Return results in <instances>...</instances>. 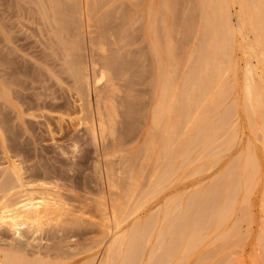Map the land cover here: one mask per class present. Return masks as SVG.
Returning a JSON list of instances; mask_svg holds the SVG:
<instances>
[{
	"label": "rangeland",
	"instance_id": "obj_1",
	"mask_svg": "<svg viewBox=\"0 0 264 264\" xmlns=\"http://www.w3.org/2000/svg\"><path fill=\"white\" fill-rule=\"evenodd\" d=\"M24 1L29 2V3L31 2L29 0H24ZM52 1L53 0H51V1L49 0V2H51V3H52ZM59 1L61 2V4H65V5H63L64 8L68 7V5H70V4L71 5L69 7H71L72 4L75 5L73 7L74 8L76 7L75 8L76 10H74L73 7H72V9L74 11H77L80 15L78 16V14L76 12V16H74L75 12L73 10H71L70 12L67 11V14L71 13V16H70V14H68V15L64 14L65 16L61 15L60 13H58L56 10H53V9L51 12L50 11L51 6H52L51 3H50V6H48L49 2L46 3L47 4L46 5L45 2H43V0H41V4H42V2L44 3V5H41V7H43L44 13H45V15L43 17L45 21L44 20L41 21L42 17H39L40 15L35 17L37 13H34L35 15L33 17V15L32 14L30 15L28 12L24 13L25 10L23 8L20 9L21 8L20 6L18 7V5H17V7H16V3H14V2L10 3L9 2L8 3L9 5H8L6 1L0 0V5H1L0 11L1 12H2L3 7H5L3 9H9L10 5H11L10 11L12 13H13V10L14 11L16 10L15 15L12 14L11 17H10V15L7 16L3 12H2L3 15L0 14V43L2 42L0 44V64H1L0 71L2 73V74H0V77L3 76V78H5V76H6V79H7L6 74L10 71L12 63L14 64V66L15 65L19 66V67L15 66L16 68L14 66H12L18 72L22 71L21 68L24 69V67H22V66H24V64H22V60H21L22 58L19 59L20 56L17 55V52L15 54L14 50H16V49L12 50L13 47H15V48H19V50L17 49L19 52L18 54L19 55L21 54V57L24 56L25 59L27 57L28 58L27 60H29V61H31L30 58L32 59L33 62H37V63H39V61H40V63L42 61H46L47 63L43 62V65H44V63L46 64L43 66V70H44L43 73L45 72V70L47 71V69L52 68L51 69V70H53L52 72H54V73L56 72L55 74L53 73V76L55 75L54 78L55 79L59 78V81H60V83H59V81H56L55 79L53 80V78H52L53 76L51 77L52 79L49 78V79H51V81L48 80L49 81L48 84L46 82V85H44L45 82L43 81L42 90H43V88L46 87L45 88L46 90H44L45 94L49 95L48 92L53 91L52 94L50 93V95H54L56 97V94H57L58 95L57 99H60V101H57L58 103L55 102V104H57L56 106L54 105L53 102L49 103V101L47 100L48 101V102H46L47 104H44L45 108H44L43 104L41 105V103H42L41 100L45 97V94L41 92V90H40L41 87H39L38 90L35 89L36 85L38 87V85L40 86L41 83L35 84V82L38 83V81L36 80L34 82L35 87H34V84H33V87L31 84V83H33L34 79H37L36 77L33 78L32 82H29V84H31L32 88L30 87L31 90H29V92L27 94H29V96H30L31 95L30 92L34 91L36 94L34 99H36V97H38L37 94L41 93V95H43V97L41 96L42 97L41 100L38 101L39 104L36 102V100H38V98L36 100L33 99V96L35 94L32 95V97L28 96L29 99H28L27 104H24L26 102L21 97V100L24 103L20 104L21 100L14 99V101H13L11 99V98H13L12 95L6 93V91H8L9 93L11 92L10 90H8V88H6L7 90L2 89V91L4 90V92L0 91V103H1L0 104V112H1L0 113V264H5V263L7 264V262L10 264L11 263L10 259H16L19 262H20V260H18V259H22L21 262L25 260L26 264H29V263H31V264H40V263L41 264H101L100 262H101V259H103L104 255H105V249L107 248V245L109 244L108 242H110V240L113 238V234L115 232L113 230V229H115L114 225H116L118 223V225L121 227L119 229L120 232L122 230L121 233L127 232L130 234L131 231H133L135 229L136 225H137V227L139 225H142L144 223V221H146L149 218H152V215L154 216L153 218H155V219L158 216V219L160 221L162 218L163 211H165L164 209H166L167 205L168 206L170 205L169 207H172V208L174 207L175 199H176V201H180L182 203L185 201L186 202L189 201L190 203H187L186 205L192 204V205L186 206L183 203V206L185 205L186 206L185 208H187V210H188V213H187L188 217L187 218L189 219V217H190V219H189L190 221H188V222H190L189 225L191 228L193 227V229L197 228L194 230L195 232L199 229V232H197V233H199L198 235H202V236L204 235L203 237H205L207 239V240L204 239V243L206 241L207 244L201 243V244H199L200 246H197V250H195L196 251L195 253H197L198 250L201 251V252L198 251V254H200L199 256H201V257H199L196 254L198 257L197 256L191 257L192 259L191 258L189 259V264H192L194 261H195L194 262L195 264H222V263L225 264V262H227V261H229L228 262L229 264H264V258H262V257H264V254H263L264 253V250H263L264 241L261 240V239L264 240V233L261 234V232L263 231V228H264V197H263L264 196V147L262 146L263 145L262 141L264 138H263V133H261L262 132L261 129H259V128H255V129L251 128L250 129L251 126H250V123L248 122L249 117L247 116L246 112L244 114L245 106L247 104H246V102H244L245 99L242 98V94L240 93L241 88H242L241 82H242L243 70H244V68H246L245 67L246 65H244L245 60L249 59L248 56L254 57L253 54L252 55H251V53L249 54V52H251V51L244 50V52H247V55H245V54H243L244 52H242L244 47H241V45H240V44H242L241 41H239L240 44H236L238 42L235 43V46L238 47V48L235 47L236 51L234 52V55H233V58H234L233 64H235L234 65L235 72L233 70V73H234L235 77H233V74H231V73L227 74V72L225 71V73L228 76L227 77L226 74L224 75L223 79H225V82L223 79H220L218 72H216L217 70H214V67H216L215 66L216 64H214V65H213V63H210V65L208 64V67L210 66V68H208V70L216 72L215 74L213 72H211L213 74L212 76L214 77L215 75H217V77H219V78L217 80H215L216 79V76H215L214 77L215 79L214 78L212 79V81H214V85H213L214 90L213 89L208 90V87L206 88L207 92L211 91V90L213 91V92H211V94L212 95L214 94L213 95L214 97L212 98V95L207 97L209 102L207 100L205 102L206 110L204 111V113L206 114V111L207 112L209 111L206 114V117H209V119L212 117V119H213V120L210 119L209 121H215L217 119V116L218 117H219V115L222 116V114L224 113L225 116H224V118L222 116L220 118V121H223L222 123H224L226 125L229 124V125L225 126L224 124H222L225 126V127L224 126L222 127V129L225 131H223V133L220 135L214 134L213 140L215 137H216V139L213 141V144H211L212 142L210 143V147H208L206 150L204 149L205 151L203 149L199 150L201 148L200 146L202 145V139L201 138H203L200 134L201 133L203 134V131H200L197 133L196 132L197 129H195V128H197L196 125L200 121L199 118H201L202 115H204V114H202V115L198 114L199 117L196 118L197 117L196 113H198L200 111L199 106L202 107L201 104H203L202 103L203 101L200 103V99H201L200 96L201 95L198 91L200 89L201 83H199V85H200L199 89L197 86L198 80H200L202 77V75L199 72L200 71L199 67L201 66L199 63L200 62V59H199L200 53L199 52H200L201 47H198V46H202V43H203L202 38H201L202 29L199 26V25H201V23H199V22H201V18H200V11L198 9L199 4H197L198 3L197 0H175V1L170 0L169 4H171V3L172 4L169 5V10H167V9L164 10L166 7L165 6H164L165 8L161 7L163 5H160V7H159L158 3L160 2L161 4H163L162 0H152V1H154L155 5L153 4V2L151 0H117V1L116 0H112V1L111 0H96V4H97L96 9H94L92 11H91L92 8L90 7L91 5H93L92 0H88V3L91 2L90 4H88L89 6H87V7L91 8L90 11H88L89 16L86 13L87 11H84V12L80 11L79 6L81 7V10H83V8H82L83 0L79 4H78L79 0H77L76 3L72 2L71 0H69V1L68 0L67 1L66 0H57L55 3V0H54L53 4H57ZM65 1L67 2L68 5L66 4ZM152 4L154 5L153 7H155V9L153 7L152 8L155 10L157 15L155 13H153L154 11L151 8ZM14 5H15V7H14ZM45 5L48 6L47 9L48 10L50 9L49 11L45 9L46 8ZM112 5L114 8L112 7ZM170 6H171V8H170ZM13 7H14V9H12ZM147 7H148V9H147ZM15 8H17V9H15ZM77 8H79V9H77ZM18 9L20 10L19 13L22 12L25 14V16H22V13H20L18 15V12H17ZM21 10H24V11H21ZM87 10H89V9H87ZM149 11L154 14L153 17L151 16L152 13H150ZM16 12H17V15H16ZM80 12L83 14H81ZM231 12H232L231 14L235 13L233 7L231 8ZM84 13L86 15H84ZM162 13L163 14L165 13L164 15H167V16H164ZM26 14H27V16H26ZM123 14H124V16H123ZM171 14H172V17H175L174 20L170 18ZM189 14H191V15H189ZM198 14H199V17H198ZM4 15H6V16H4ZM81 15L84 16V17L82 16L84 19H82ZM29 16H32V17H29ZM61 16L66 17V18L69 17V22H70L69 24H71V25L67 24L66 30L58 33L59 27L61 25L60 19L58 17H61ZM154 16H156V17H154ZM25 17H28V18H25ZM165 17H167L168 21ZM194 17H195V19H192ZM77 18H79V19H77ZM152 18H153V20H152ZM184 18H185V20H184ZM137 19H138V21H137ZM154 19L156 20V24L155 25L153 24V25L155 27V30L158 29L156 33H158V32L160 34L162 33V35L159 37L160 41L164 37L165 29L167 27L169 28L170 26H172L169 28V29H171L172 32L171 31H169V32L172 35L171 37L173 40L171 41V46L175 50V54H176L175 60L177 61L176 62L174 60V62L170 63L169 67L167 68L169 70L170 69L173 70V71L172 70L168 71L172 75L170 77V79L172 78L171 82H172V80H173V82L171 83L172 85L169 87V92H168L169 95H167L164 98L165 101H163V103L161 104L162 107H160L166 114L163 112V116H162L163 119L161 118L159 123L158 124L156 123V125L154 124L155 123V121L153 119L154 116H152V115H153L154 111L156 112L159 109L158 106H160V104H159L160 103V97H159L160 95H159V92L157 90L155 91V85L152 82V80H154V76H152L154 74V69H152L153 68V62H152L153 60H152V54H151V50H150L151 48H149V45H150V43L148 41L149 39H147V37H146L147 27H149V26L146 27V25H147V23H149V21L154 23ZM82 20H83V22H82ZM231 20H232L231 25L236 26V22H235L236 18L231 17ZM43 21L47 25H45L43 23ZM90 21H91V23H90ZM126 21H127V23H125ZM187 21L189 24L187 23ZM52 22H54V23H52ZM131 22H132V24H131ZM138 22H140V23H138ZM175 22H176V24H175ZM40 23H42L44 25H42ZM50 23H52V24H50ZM152 23H151V25H152ZM161 23H163L165 26ZM171 23H172V25H171ZM180 23H183V24H180ZM87 24L90 25V27H88ZM99 24H101V25H99ZM49 25L52 27L50 28ZM98 25H99V27H98ZM142 25L145 27H143ZM156 25H157V29H156ZM45 26H48L49 28L48 27L46 28ZM232 26H231V28L234 27V29L232 31H234L236 29V27L235 26L232 27ZM126 27L128 29H126ZM173 27H174V29H173ZM52 28H54V29L51 31ZM183 28H185V29H183ZM188 28H189V30H188ZM131 29H132V31H131ZM161 30H163V31L161 32ZM180 30L182 31L183 35L181 34ZM103 31H104V33H103ZM40 32L43 35H41ZM92 32H94V33L97 32V33L94 34ZM131 32H132V34H131ZM52 33H53V38H51ZM118 33L120 35L124 34L123 35L124 39H122L123 38L122 35H121V37H122L121 38ZM159 33H158V35H159ZM8 34H10V35H8ZM47 34H49V35L47 36ZM54 34L55 35L57 34V35L55 36ZM100 34L103 35V38L101 37L102 42L100 41V37H99ZM104 34H105V36H104ZM112 34L115 35L116 38L113 37ZM28 35H30V36H28ZM72 35L76 39L70 38ZM77 35H78V37H77ZM140 35H142V36H140ZM173 35H174V37H173ZM12 36H15V37H12ZM43 37H44L45 41L43 39H41ZM61 37L63 40L61 39ZM83 37H84L85 41H84V39H82ZM94 37H95V39H94ZM189 37H190L191 41L189 40ZM11 38H13L14 41ZM25 38H27V39H25ZM98 38H99V40H98ZM138 38H139V40H138ZM9 39L12 40L11 41L12 43L10 42ZM71 39L74 40L73 41L74 43L72 42ZM163 39L161 42L164 45L161 42L160 43L162 46L165 47V43H164ZM186 39H188V40H186ZM194 39H195V41H194ZM5 40H7L6 44H8L7 42L9 41V47L5 43H3V42H5ZM32 40H33V42H32ZM113 40H115V41H113ZM43 41H44V43H43ZM56 41H57V43H56ZM60 41H61V44L59 43ZM68 41L70 43H68ZM116 41L119 44H115ZM179 41H181L180 44H179ZM187 41H189V42H187ZM203 41H204V39H203ZM65 42L67 43V45H65L66 44ZM71 42L73 43L74 46H76V48L72 47ZM100 43H102L101 44L102 48L100 47ZM130 43H132V45ZM14 44H16L17 46ZM24 44H25V46H24ZM41 44H43V45H41ZM62 44L64 45V47ZM97 44H99V45H97ZM125 44L126 45L128 44V45L125 46ZM141 44H143L144 46ZM2 45H3V47H2ZM4 45H6L7 47ZM18 45L21 46L22 48H20ZM46 45H48L49 47ZM70 45H71V47H70ZM114 45L115 46L117 45L118 49H116L117 46L115 47ZM54 46L56 48L53 49ZM61 46H62V48H61ZM92 46L95 49L92 48ZM190 46H192V47H190ZM239 46L241 47V49ZM25 47L28 51L25 49ZM103 47H105V48H103ZM129 47H130V49H128ZM68 48H70V49L68 50ZM77 49H78V51H77ZM91 49H92V51H91ZM102 49L105 52L107 51L106 54H105V52L101 53ZM133 49H136V50H133ZM184 49L186 51H184ZM188 49L190 50L189 52H188ZM1 50L3 52H1ZM7 50H9V51H7ZM22 50H25V52ZM43 50L46 52L44 53ZM47 50H49V51H47ZM58 50L60 51V53ZM61 50H63V51H61ZM12 51H13V54H12ZM31 51L36 52L37 54L34 52L33 53L37 57H35V55ZM142 51H143V54L145 53L144 55L142 54ZM26 52L32 54V56L34 55V58L31 57L30 54H26ZM63 52H64V56H63ZM91 52H94V54L93 53L91 54ZM113 52L115 55L120 54V57L122 55V57L120 58L122 60H120V59L119 60L121 61L122 68H125L127 73H128L129 67L131 66L130 70H129L130 73H129V75L128 74L127 75L130 78H132V79L134 78V79L132 81V79H130L128 77V79H130V80L127 79L126 81L125 80H123V81L118 80L117 81L119 83V85H122V86H120L122 88V90L118 93V96H116L115 102H116V106L118 107L119 114L120 113L121 114L119 115L118 118H116L113 129H111V130H114V132H115L114 135H111L110 133H108L107 136L105 137V139L101 140V138H100L99 140H97V142H93L94 140H92V137H90L91 134H90V129H89L90 123H91L90 122L91 120H89V119H91L92 115L88 110L89 109L88 105H87L88 96L87 95L85 96V92H83L84 94L82 93V91H84V90H82L81 88L78 89L77 85H75L76 83L74 82L75 81L73 79L74 77L72 78V70H70L72 68L70 66L72 64L75 65L76 61L77 62L82 61L83 63L89 64L90 61L92 60V56H94L93 59L99 58L102 55H106V56L108 55L107 57L113 58V56H114ZM6 53L8 56L6 55ZM43 53H44V55H43ZM147 53L150 56H148ZM1 54H2V56H1ZM55 55H56V57L54 58L53 56H55ZM181 55H184L185 57L181 56ZM15 56L19 57V58L16 59ZM136 56H138V57H136ZM139 56H140V58H139ZM197 56H198V58H197ZM123 57H125V58L123 59ZM13 58H14V61H12ZM195 58L197 59V61H195L196 60ZM5 59H7V60H5ZM133 59H134V61H133ZM239 59H240V61H239ZM242 59H244V60H242ZM71 60H75V61L73 62ZM86 60L88 62H86ZM126 60L127 61L129 60V61L126 62ZM178 60H179V62H178ZM236 60H238V61H236ZM252 60H253V62H251V64L252 65H253V63L256 64V65H253L254 67H256L257 66L256 60L254 58ZM7 61L8 62L10 61V62L8 63ZM16 61L19 62L20 64L19 63L17 64ZM59 61H60V63H62L61 65H63L62 66L63 68L61 67L60 64H58ZM131 61H133V62H131ZM186 62H188V63H186ZM197 62H198L199 67H197ZM227 62L228 61H226V63L224 62L225 66L230 63V62H228V64H227ZM6 63H8V66L10 68L7 66ZM143 63H144V65H143ZM51 64L53 65V67H50ZM57 64H58V66H57ZM64 64H66V65H64ZM28 65H32V64H28ZM28 65H25V68L26 67L27 68H26V70H24V73H25V71H27L29 73L32 72L31 71L32 66H30L31 68L29 69ZM74 65H72V66H74ZM185 65H187V66H185ZM229 65H230V68L233 67L231 65V63ZM47 66L50 68H47ZM183 66H185V68ZM6 67H8V68H6ZM19 68H20V70H18ZM134 68H136L137 70ZM190 68H192V69H190ZM223 68H224V65H223ZM230 68L228 69V66H227L224 70H227V69L230 70ZM3 69H5V70H3ZM7 69L9 70L8 72H6ZM198 69H199V71H198ZM59 70L61 72L63 70V72L59 73ZM189 70H190V72H189ZM3 71H5L6 74ZM258 71L260 72L259 69L257 70V72ZM192 72H195V73L193 74ZM198 72L200 75L198 74ZM228 72H231V71H228ZM240 72H242V73H240ZM65 73H66V75H65ZM99 73H100V71H98L96 75H98L100 77L101 75H99ZM110 73L108 74V71H105V74L107 77L105 76L102 79L101 85L104 86L106 84L108 78L110 77L109 76ZM142 73H144V74L142 75ZM190 73H191V75H190ZM37 74L38 73H36V75ZM58 74H60L59 77H58ZM192 75L194 78H197L196 79L197 81H194L196 83V85H195L196 87L193 86L194 83L191 81V80H195L193 78L192 79L190 78ZM194 75H197V77H195ZM60 77H62V78L60 79ZM183 77L185 78L184 80L182 79ZM187 77H188V80H187ZM226 77L228 80H226ZM149 78H150V80H148ZM235 78L237 80H235ZM135 80H137V81H135ZM221 80L223 81L222 83L224 84V86L221 85ZM185 81H186V83H185ZM216 81H217V83H216ZM53 82H54V85H53ZM132 82H134V83L132 84ZM219 82H220V85L218 84ZM144 83H145V85H144ZM225 84H227V85H225ZM50 85L52 86L50 88L53 89V87H54V88H56V91H55V89H53L51 91L50 88H49V90H50L49 91L48 87ZM71 85H72V87H71ZM73 86H74V88H73ZM152 86H154V87H152ZM183 86H184V89H183ZM225 86H227L229 89ZM185 87H186V89H192V96L190 94V98H189V100H187V101H189L188 103L190 104V106L192 105L191 111L187 115V121H186V117H185V113H186L185 112V107H186L185 104L187 102V101H185L186 99L184 96ZM190 87H192V88H190ZM193 87H194L195 91L193 90ZM217 87H219V88H217ZM60 88H62V89H60ZM76 88L78 90H76ZM32 89H33V91H32ZM218 89L220 91H222V89H223V91H226V89H227V91H229V92L226 91L225 95H222L223 96L222 98L221 97L216 98V96L218 95V92L220 93V91ZM180 90H181V92H180ZM37 91H39V92L36 93ZM54 91L57 93H55ZM59 91H61V92H59ZM77 91H78V94L79 93H81V94L78 95ZM53 93H55V94H53ZM127 93H128V95H127ZM141 94H142V96H141ZM180 94H182V95H180ZM9 95H11V96H9ZM2 96L4 98L3 100H2ZM78 96H80V97H78ZM196 97H197V99L198 98H200V99H198V101H196L197 100ZM132 98H134V99H132ZM128 99H130V100H128ZM29 100L32 101L33 108L31 106V104L29 103ZM45 100H46V98H45ZM149 100L151 103L149 102ZM16 101H19V102H17L18 105H16V103H15ZM121 101L122 102L124 101L123 103H125V106H122L124 104ZM127 101H129V102L127 103ZM6 103H8V104H6ZM117 103L119 104V106ZM188 103H187V105H188ZM222 103H223V105H222ZM224 103H225V105H224ZM244 103L246 104L245 106H244ZM50 104H52L53 107ZM128 104H129V106H128ZM194 104H195V106H194ZM20 105H21V107H22V105H24V106L26 105L25 107H22L24 109L29 105L27 107L28 111H26L27 109H25L26 112L24 114H21L20 113V109H21ZM169 105L171 106L170 108H169ZM220 105H221V107H220ZM11 106L13 107V109L11 108ZM18 106H19V108H18ZM30 106L32 109H30ZM42 106L46 110H44L42 108ZM152 107H154V108H152ZM163 107L166 108V110L163 109ZM170 109H171V111H169ZM197 109H198V111H197ZM239 109L241 110V112H239L240 111ZM229 110H231V111H229ZM224 111H227L229 114L227 112H224ZM232 111H235V112H232ZM30 115L32 117H29ZM214 115L216 117L215 120L213 117ZM9 116H10V118H9ZM194 116H196V117H194ZM80 117H81V120H80ZM232 118H234V119H232ZM83 120H85L84 123H83ZM230 120H232V123L230 122ZM12 121L14 124L12 123ZM153 121H154V123H153ZM196 122H198V123H196ZM85 123H86V125H85ZM121 124H122V126H121ZM174 124H176L175 125L176 127L173 126V128H172V125H174ZM226 127H227V129H226ZM166 128H167V130H166ZM169 128H170V131H169ZM175 129H176V131H175ZM257 129H258V131H256ZM86 130H87V132H86ZM164 130H166V131H164ZM252 130L256 131L254 136H253L254 132ZM173 131L176 132L175 135H174ZM229 132L231 134H229ZM232 132H234V134H232ZM257 133H258V136H257ZM164 134H166V135L164 136ZM192 135L195 136L196 138L198 135L197 142L200 139L199 140L200 145H198L199 146L198 147L199 153H200V151L203 150L205 153L203 151H202V153L206 154V156L210 157V159H209V157L208 158L206 157V160L209 159V161H210L212 159V161H210L209 164H207V162H209L208 160L207 161L203 160L205 162V164H207L206 166H205V164H204V166L203 165L201 166L203 169L198 168V166L200 167V165L203 164L202 163L203 161H201L200 159H203L205 155L202 154L203 157L200 155L202 158L199 157V159H198L199 153H198L197 147H196L197 144L194 145V147H196V149L193 148L191 153H189V157L187 160V162L189 161V159L191 160V161H189L190 165H191L189 168L185 169L186 167H183V166L181 167L182 163L180 161L175 162L176 156L174 153H176V150H175V152L172 151V150H174L172 148H175V147H173L174 144L176 145L177 143L184 142L185 141L184 139H186V137L190 138ZM199 135L201 136V138H199ZM224 135L226 136L225 138H227L228 141H230V139H232V137H230L231 135L233 137L236 135L234 137L236 139H235V141H233L234 139L232 140L235 143L233 145L234 147L233 148L231 147L230 151L228 150L229 148H227V146L228 145L231 146L233 144L232 141H230L231 144L228 143L226 148H225V146H223L225 148V150H223V152L225 151L226 153L223 154V152L221 151L220 153L225 155V157L222 156L224 158H221L220 156L222 154L218 156L217 152H215V151H217L216 148L218 149L220 147L217 144H220L222 141V138L219 136L223 137ZM166 136L167 137L171 136V138H174V139H171L174 142V144L172 142V148H168V151H167V149H164ZM193 136H192V138H194ZM162 137H164V139ZM219 138L221 139V141ZM225 138H223V141L226 140ZM116 140L118 143L116 142ZM150 140L151 141L154 140L155 144L153 142H151ZM226 141H225V143L227 144L228 141L227 142ZM120 142H122V143H120ZM94 143H96L97 146L94 145ZM150 143L152 144V146ZM194 143H196V142L194 141ZM225 143L222 142V145H224ZM149 144L151 147L148 146ZM248 144H250V145H248ZM108 145L110 146V148ZM158 145L160 148L158 147ZM163 145H164V147H163ZM222 145H221V147H222ZM235 145H236V147H235ZM249 146L250 147L252 146V148H251V149H253L252 152L255 151L257 161H258V165L260 164L259 165L260 169L258 168L259 174H257L258 177L255 178V181L253 183L254 189L253 190L251 189V191H253V193L251 192V194H250L248 192L249 196H248V193L245 195H243V193L240 194V192H241V188H240L239 191L238 190L236 191V193H238V194L235 193L236 195H232V191H233L232 188L239 181V178H236V181L237 180L238 181L235 182V177H238L239 174L236 173L238 176L236 175L234 177V179H233V176H229L230 172L233 171L229 165H233L232 162H234L236 160V158H238V157L240 158V157L248 154L249 152H251L250 150H249V152L247 150L250 148ZM157 147H158V149H157ZM224 148H221V149H224ZM105 149H106V151H105ZM169 149H170V151H169ZM194 150L197 151L196 155H198V156L195 155L197 158L194 156V153H196V152H193ZM227 150H228V152H227ZM165 151H167V152H165ZM207 152L208 153L210 152L212 157L210 156V154L207 155ZM166 153H167V155H166ZM169 155H170V157H169ZM172 155L175 157V159ZM192 157H195L197 159V161L200 160V163H199V161L198 162L194 161L196 159H194ZM234 157H235V159H234ZM191 158L194 160H192ZM213 159L215 161L214 164H213ZM232 159H233V161H232ZM170 160H171V162L173 161L172 162L173 165L175 164L174 167H173V165H172V167L169 166L170 164L167 163ZM229 160L232 161V162L230 161L232 164H230ZM227 162H229V165H227L228 164ZM13 163L15 166H17L16 168H18V170L15 168V166L13 167V165H12ZM193 163H195V164H193ZM210 164H211V166H210ZM212 164L214 165L213 167H212ZM235 164H236V162L234 163V165ZM193 165H195L194 168H192ZM225 165H226V167H225ZM234 165H233L234 171L238 172L235 169ZM176 167L177 168L181 167L178 172H177L178 169ZM172 168L178 174L175 173L174 171H172L171 170ZM196 168H198L197 172H192ZM228 168H229V171L227 170ZM175 169H177V170H175ZM188 169L191 172V174L188 173L189 172ZM8 170L10 173L8 172ZM223 170H225L224 171L225 174L229 173L225 176L228 178L230 177L229 180L234 181L233 185L230 184L232 181H229L224 176V173H222ZM162 171H163V173H162ZM219 171H221L222 174ZM164 172H165L166 177L169 178L168 182L170 180L173 182V184L171 183L172 187L169 189L167 188V186H171L170 183L168 184L167 181L165 180L168 185L165 184L164 179L160 180V177H159L160 175H163ZM10 174H11V176H10ZM8 175H9V177H8ZM221 176L224 177L225 179H227L229 182L228 181L225 182V179H222ZM218 177H220L222 180H224V182L222 181L223 185L222 184L220 185V186H222L221 190L219 189L220 194L217 192H215V193H217L219 195L224 193L222 196L225 195L228 198V200H225V202L223 201L224 204L228 203V205H229V202H231L229 197L231 196V199L233 198L232 196L235 197L233 199H235L234 206H235L236 211L234 210L235 212L233 214V213H230V210H229V212L227 210V213H229L227 215L229 217H227V218L224 217L225 221H227V222H223V224L225 223L224 225H226V226H223V224H222V227L220 226L221 228H219L220 229L219 233L221 232V230L224 227H227V230H225L226 232L230 228L231 229L233 228L232 230L230 229L226 235V237H227L229 234L230 235V237L228 236L229 238H227L226 240H225V237H223L224 239L218 238V240L222 239L224 243L220 240H219V242H217L218 240L216 238L218 237V235H217L218 232L214 234V232H213L214 227L212 226L213 225V223H212L213 222L212 221L213 215L212 214L213 213L215 214L214 211H218V208H215V206H219L221 204L219 202L221 201L222 196L218 199H215V201H214V197H211V198L209 197V199H211V200L213 198L214 202L207 199V197H208L207 196L208 186L210 187V185H213L215 188L216 183H218V182L221 183L220 178H218ZM14 178H16V179H14ZM157 178H159V180L162 182L160 183V181L157 180ZM18 179H20V181ZM109 179H111V180H109ZM218 179H219V181H218ZM153 180L155 182L157 180L158 184L155 185V182ZM110 183H112V184L110 185ZM225 183H227L228 186ZM159 184H160V186H159ZM161 184H163V185L161 186ZM229 184H230V186L232 185V188L229 186ZM116 185H117V187H116ZM159 187H160V190L162 192H160V190L157 189ZM117 188H119V189H117ZM154 188H155L156 194L153 191ZM204 188H205V190H204ZM210 188H209V191L213 190V187L211 189ZM224 188H225L226 193L223 191ZM149 189L151 190V191H149V194L151 193V195H153V196L155 195L154 198H152L153 196L150 197L152 199L149 198V195L147 192ZM112 190L115 192H113ZM157 191H159V193ZM153 192H154V194H152ZM239 194L242 197L244 196V199L248 196L246 198V199H248L246 204H245V200L242 201L243 198L241 196L238 197ZM200 195H201V197H200ZM113 198L115 199V202H114ZM121 198H123V199H121ZM236 198L239 200V202H238L239 204L236 202L237 201ZM110 199L112 200V203H111ZM180 199H183V200H180ZM240 200L242 201L241 204H240ZM122 201H124V202H122ZM216 201H217L218 205H216ZM248 202H249V204H248ZM121 203H123L124 205ZM182 203H179V205ZM208 203H210V204H208ZM102 204L105 207H103ZM119 204L122 206H120ZM177 204H178V202L175 204V208H176L175 212L177 210H178L177 212H182L184 207L182 205H180V208H179V206H177ZM207 204H208V207H207ZM230 204H231L230 207L228 205H226V206L223 205V209L225 207H227V209L231 208V212H232V206H233L232 204L233 203H230ZM247 204H248V207L250 206L249 208L247 207ZM244 205L246 206L245 208H244ZM124 206H125V208H124ZM234 206H233V209H234ZM112 207H113V209H112ZM114 207H116L117 210H115ZM210 207H212L213 209ZM31 208H32V210H31ZM35 208H39L40 211L39 210L38 211L41 213L37 212L38 214L36 215L33 212V214H35V216H34L32 214V212H30V213L27 212V210L33 211V209H35ZM104 208H106V209L108 208L109 211L108 210L106 211ZM245 209H246V212H245ZM112 210H114V211H112ZM209 210H212V213L209 212ZM25 212H27V213L24 214ZM56 212L58 213L57 215L55 214ZM175 212L172 213V215L174 217H175V215H177V213H175ZM174 213H175V215H174ZM209 213L211 214L210 216L212 217V219L209 216ZM28 214H30V215L28 216ZM39 214H42V216H40ZM123 214H124V216H123ZM189 214H190V216H189ZM206 214L208 216H206L205 218L203 217V219H202L201 215L204 216ZM225 214H226V212H225ZM24 215H25V217L23 218L22 216H24ZM193 215H194V217H193ZM31 216H34V217H31ZM121 216L123 218H121ZM118 217L123 219V221L120 219L122 223L120 221L117 222ZM208 217H210V220L207 221ZM191 218L192 219L195 218L194 219L195 221L192 220ZM124 219H126V220H124ZM155 219H153V220L156 223L153 220L152 221H153V223L157 224V226H155V224H154L155 227L152 225V227L156 228V229H154V228H152V229H154V233H155V230H156V233H158L160 231L159 229L161 228L160 227L161 223L159 224V229H157L159 221H158V219L157 220H155ZM200 219L202 220V222H199ZM226 219H228L229 221ZM102 222H103V224H102ZM196 222H198V224ZM204 222H205V224H204ZM119 223H121V224H119ZM206 223L208 225V227L206 226V229L209 230L210 234H211V231L213 232L211 235L208 234L209 233L208 230L207 231L205 230ZM101 224H102V226H101ZM201 224H203L204 226ZM236 224H238V225H236ZM104 225H107L108 229L109 230L111 229L110 230L111 232L106 230L104 228L105 227ZM199 225H201L202 227L200 226L198 228ZM235 225H236V227H235ZM110 226H111V228H110ZM102 227L104 229H102ZM149 227H151V225ZM149 227H148V229H150ZM228 227H229V229H228ZM102 230H106V233L109 232L108 235L105 234V232ZM202 230H204V231H202ZM151 231L152 232H150V230H149L146 234L145 233L144 234L147 235V234L152 233V235H153V230H151ZM214 231H216V230H214ZM103 233L106 235L105 238L108 236L106 239H104ZM156 233L153 236L148 235L149 237L148 236L143 237V234L139 235L140 236L139 238L136 237V239H135L136 241H134V242H136L135 247L137 246L138 250H137V247L135 249V247L133 246L134 242H133V244L131 243L130 245L127 243V247H131L130 250H132V247H133L134 253L130 251L131 254H135L136 250H137V252H139V249H142V248H143V251L146 250L147 247H148L147 250H149L150 246L152 247L151 249H154V251L156 252V250H158L161 247L160 246L161 244L159 245V247H156V246H158V244H156V243L159 242L156 238V236H157ZM215 235H216V238L214 237ZM257 235H258V237H257ZM261 235L263 238L262 237L260 238ZM150 237H151V239H149ZM157 237L161 238V236H157ZM208 237L212 238L213 242L215 241L216 243L214 242L215 244H212L213 242L210 241V244H209L208 243L209 242ZM145 238L149 239V241L147 240V245H146V243H143V242H145ZM162 239H163V237H162ZM162 239H159V240H162ZM231 239H233V240L231 241ZM141 240H142V242H141ZM129 241H131V240H129ZM156 241H158V242H156ZM140 242L142 243V245L145 244L146 247L145 246L144 247L138 246ZM148 242H150V243H148ZM153 242L156 245L155 247H154V244L150 245ZM161 242L162 241H160V243ZM257 242L261 243V244H258ZM219 244H220V247H219ZM207 245H209V246L207 247ZM221 245H223V246H221ZM229 245H231V246H229ZM203 246H205L207 248V249H205L206 251L205 250L202 251L201 247H203ZM140 247H142V248H140ZM144 248H146V249H144ZM215 248H217V249H215ZM125 249L129 250V248H124L123 252L126 251ZM212 249H214L216 251H213ZM128 250L126 251V254L129 253ZM147 250L144 252L142 251L143 254L140 251L139 255H132V257L133 256L134 257L135 256L136 257L141 256V258L143 257L142 259L140 258L141 264H145V263L147 264V261L149 262V259L148 260H144V259H147L146 257H148V254H149L148 252L151 251V250H149V251H147ZM160 251H162V247H161V249L158 250V252H156V254L157 253L159 254ZM155 252H153V253H155ZM259 252H260V254L262 253L261 254L262 257L258 256V255H260ZM162 253H160L159 256H161ZM195 253H194V255H195ZM213 253H215V256L213 255ZM156 254H154V255L156 256ZM231 254L233 257L231 256ZM124 255H125V252H124ZM9 256H12L13 258L10 257V259H9ZM134 257H133V259H134ZM156 257L154 258L155 260H156ZM194 257H195V259L200 258L201 260H199V259L195 260ZM231 257H232V259H231ZM137 259L135 258L134 261H136ZM7 260H9V261H7ZM25 261L22 263L25 264ZM117 261H118V259H117ZM117 261L115 262V264H118L119 261L118 262ZM153 262L154 261L151 260L150 264H154ZM133 264H136V262H134ZM160 264H164L163 261H161Z\"/></svg>",
	"mask_w": 264,
	"mask_h": 264
},
{
	"label": "bare ground",
	"instance_id": "obj_2",
	"mask_svg": "<svg viewBox=\"0 0 264 264\" xmlns=\"http://www.w3.org/2000/svg\"><path fill=\"white\" fill-rule=\"evenodd\" d=\"M3 1V0H2ZM4 1H6L7 2V4L10 2H14V3H16V7H17V5H18V7L20 6L21 8L20 9H24V10H21V11H24V13H29L30 15L32 14L33 15V17H34V13H37L36 14V16L35 17H37L38 15H40L39 17H44V15H45V13H44V9H43V7H41V5H44V3L43 2H45V4L46 3H48L49 2V0L47 1V0H43V2H42V4H41V0H29V1H31L30 3L29 2H26V1H24V0H4ZM51 1V0H50ZM56 1L57 0H55V3H56ZM67 1V0H66ZM65 1V2H66ZM69 1V0H68ZM72 2H75L76 3V1L77 0H71ZM82 0H79L78 1V4L81 2ZM112 1V0H111ZM117 1V0H116ZM152 1V0H151ZM169 1L170 0H162V3L163 4H161L160 2V4L158 3V5H159V7H160V5H163V6H161V7H164L165 9L164 10H169V5H171V4H169ZM175 1V0H174ZM5 2V3H6ZM60 2V1H59ZM57 3V4H53L54 3V0L52 1V3L51 2H49V4H48V6H50V3H51V12H52V9L53 10H56L58 13H60L61 15H66L67 14V11H71V10H73L72 9V7L73 6H75V5H73L72 4V6L71 7H69L70 5H68L67 4V2H66V4L68 5V7H66V8H64L63 7V5H65V4H61V2L60 3ZM99 2V1H98ZM153 2V4H154V1H152ZM197 4H199V11H200V18H201V22H199V23H201V25H199L200 26V28L202 29V36H201V38H202V46H198V47H201L200 48V67L198 66V62H197V67H199V69H200V71H199V69H198V71L200 72V74L202 75V77H201V79L200 80H198V89H199V86H200V89L198 90L199 91V93H200V97H201V99L200 98H198V99H200V103L202 102L203 104H201L202 105V107L201 106H199L200 107V111L198 112V113H196L197 114V117L196 116H194V117H196V118H198L199 116H198V114H204V115H202V117L201 118H199V123L198 122H196V123H198L196 126H197V128H195V129H197L196 130V132L198 133V132H200V131H203V134L201 133L200 135L203 137V138H201V136L199 135V138H201L202 139V145L200 146L201 148L199 149L198 147V145H200L199 144V140H198V142H197V138H198V135H197V138L195 137V136H193L194 138H192V136L190 137V138H188V137H186V139H184L185 141L184 142H180V143H177L176 145L174 144V142L171 140V139H174V138H171V136L170 137H167L166 136V138H165V147H164V145H163V147H164V149H167V151H168V148H172V142H173V144H174V146L173 147H175V148H172V149H174V150H172V151H174L175 152V150H176V153H174L175 154V156H176V159H175V157H174V159L176 160L175 162H177V161H180L182 164H181V167L183 166V167H186L185 169H187V168H189L191 165H190V162L189 161H191L190 159H189V161L187 162V160H188V157H189V153H191V151L193 150V148H195L196 149V147H197V151H198V149L199 150H201V149H207L208 147H210V143L211 144H213V141L216 139V137L214 138V140H213V137H214V134H218V135H220V134H222L223 133V131H225V130H223L222 129V127L225 125V126H227V125H229V124H224V123H222L223 121H220V118L223 116V118H224V116H225V114L223 113L222 114V116H220L219 115V117L217 116V119L215 120V115L213 116L214 117V120L215 121H209L210 119L211 120H213L212 119V117L209 119V117H206V114L209 112H207L206 111V114L204 113V111L206 110V107H205V102H206V100L208 101V99H207V97L208 96H211L212 94H211V92H213L212 90L211 91H208L207 92V87H208V90H210V89H213V85H214V81H212V79L216 76V79L215 80H217L219 77H220V79H223L224 78V75L226 74L225 73V71L227 72V74H233V77H235L234 76V73H233V70H234V72H235V67H234V65L235 64H233V61H234V58H233V55H234V52L236 51V48H238V47H236L235 46V43L236 42H238V43H236V44H240L239 43V41H241V43L242 44H240L241 45V47H244V49H243V51L242 52H244V50H247V51H251V52H249V54L251 53V55L253 54L254 55V57L253 56H251V57H249L248 56V60L246 59L245 60V63H244V65H246L245 67L246 68H244V70H243V75H242V82H241V84H242V88H241V94H242V98H244L245 99V101L244 102H246V104L244 103V106H245V111H244V114H245V112H246V114H247V116L249 117V123H250V129L251 128H253V129H255V128H259V129H261V133H263V138H264V0H197ZM71 3V2H70ZM91 3V2H90ZM90 3H88V0H83V2H82V8H83V10H81V7L79 6V8H80V11L81 12H84V11H87L86 13H87V15H88V11H90V9H91V11L92 10H94V9H96V0H92V4L93 5H91L90 7L91 8H89V7H87V6H89L88 4H90ZM2 4V3H1ZM4 4V3H3ZM118 4V3H117ZM150 4V3H149ZM152 4V6H151V8L155 5H153ZM6 5V4H5ZM9 5V4H8ZM47 5V4H46ZM45 5V6H46ZM108 5V4H107ZM116 5V4H115ZM1 6V5H0ZM3 6V5H2ZM48 6H46V10H48L47 9V7ZM149 6V5H148ZM235 6V7H234ZM11 7V5L9 6V9H3V8H5V7H3L2 8V12L3 13H5L7 16H9L10 15V17H11V15L13 14V15H15V11L13 10V13L10 11V8ZM14 7H15V5H14ZM14 7L12 8V9H14ZM105 7V6H104ZM112 7H113V5H112ZM118 7V6H117ZM158 7V8H159ZM195 7V6H194ZM234 8V11H235V13L234 14H231L232 12H231V8ZM74 8V7H73ZM76 8V7H75ZM74 8V10H76ZM79 8H77V9H79ZM114 8V7H113ZM119 8V7H118ZM117 8V9H118ZM154 9H155V7H153ZM152 8V10L154 11H152L153 13H155L156 14V12H155V10ZM170 8H171V6H170ZM193 8V7H192ZM15 9H17V8H15ZM87 9H89V10H87ZM146 9V8H145ZM147 9H148V7H147ZM197 9V10H198ZM48 10V11H49ZM73 10V11H74ZM19 9H18V15L20 14V13H22V12H20L19 13ZM196 11V10H195ZM1 11H0V14L1 15H3V13H2ZM17 12H16V15H17ZM75 13V15L74 16H76V12L77 11H74ZM80 12V13H81ZM111 12V11H110ZM124 12V11H123ZM150 12V11H149ZM152 12H150V13H152ZM162 12V11H161ZM160 12V13H161ZM24 13H22V16H25V14ZM48 13V12H47ZM46 13V14H47ZM73 13V12H72ZM107 13V12H106ZM117 13V12H116ZM149 13V14H150ZM152 13V17H153V14ZM191 13V12H190ZM59 14V15H60ZM68 14H70V16H71V13H68ZM67 14V15H68ZM77 14H78V16L80 15L78 12H77ZM81 14H83V13H81ZM118 14V13H117ZM159 14V13H158ZM163 14V13H162ZM165 14V13H164ZM163 14V15H164ZM168 14V13H167ZM195 14V13H194ZM6 15H4V16H6ZM42 15V16H41ZM48 15V14H47ZM64 15V16H65ZM84 15H86L85 13H84ZM157 15V14H156ZM160 15V14H159ZM189 15H191V14H189ZM26 16H27V14H26ZM77 16V17H78ZM83 15H81V17H82ZM89 16V15H88ZM87 16V17H88ZM97 16V15H96ZM101 16V15H100ZM117 16V15H116ZM115 16V17H116ZM123 16H124V14H123ZM164 16H167V15H164ZM3 17V16H2ZM29 17H32V16H29ZM46 17V16H45ZM49 17V16H48ZM47 17V18H48ZM84 17V16H83ZM82 17V19H84ZM113 17V16H112ZM154 17H156V16H154ZM170 17V16H169ZM188 17V16H187ZM198 17H199V14H198ZM231 17H235L236 18V26L235 25H233V26H235L236 27V29L234 30V31H232L233 29H234V27L231 25ZM25 18H28V17H25ZM41 18V21L42 20H44V18L42 19ZM59 19H60V23H61V25H60V27H59V32L58 33H60V32H62V31H65L66 30V27H67V24L68 25H71V24H69L70 22H69V17H58ZM71 18V17H70ZM138 18V17H137ZM163 18V17H162ZM166 19H167V17H165ZM171 19H173L174 20V18L175 17H172V14H171V17H170ZM32 19V18H31ZM37 19V18H36ZM58 19V20H59ZM72 19V18H71ZM77 19H79V18H77ZM88 19V18H87ZM117 19V18H116ZM151 19V18H150ZM160 19V18H159ZM178 19V18H177ZM183 19V18H182ZM188 19V18H187ZM192 19H195V17L194 18H192ZM30 20V19H29ZM35 20V19H34ZM91 20V19H90ZM120 20V19H119ZM145 20V19H144ZM148 20V19H147ZM152 20H153V18H152ZM184 20H185V18H184ZM45 21V20H44ZM44 21H43V23H44ZM52 21V20H51ZM99 21V20H98ZM125 21V20H124ZM130 21V20H129ZM137 21H138V19H137ZM136 21V22H137ZM159 21V20H158ZM167 21H168V19H167ZM171 21V20H170ZM176 21V20H175ZM193 21V20H192ZM195 21V20H194ZM199 21V20H198ZM50 22V21H49ZM82 22H83V20H82ZM151 21H149V23H147V25H146V27L147 26H149V27H147V33H146V37H147V39H149L148 41H149V43H150V45H149V48H151L150 50H151V54H152V62H153V68L152 69H154V74L152 75V76H154V80H152V82L154 83V85H155V91L157 90L158 92H159V97H160V106H158L159 107V109L155 112L154 111V113H153V115L152 116H154V121H155V123H154V121H153V123L156 125V123L158 124L159 123V121H160V119L162 118V116H163V110L160 108V107H162V103H163V101H165L164 100V98L167 96V95H169L168 94V92H169V87L172 85L171 83L173 82V80H172V82H171V79H170V77L172 76L171 75V73L170 72H168V71H170V70H172V69H167L168 67H169V64L170 63H172V62H174V60H175V58H176V54H175V50H174V48L171 46V41L173 40L172 39V35L170 34V32L169 31H171V29H169L170 27H172V26H170L169 28L167 27H165L166 29H165V32H164V43H165V47L164 46H162L161 45V41H162V39H161V41H160V36L162 35V33L160 34L159 32V35H158V33H156L157 32V25H156V29L157 30H155V27H154V25L156 24V20L154 19V23H152V25H151V23H150ZM161 22V21H160ZM172 22V21H171ZM179 22V21H178ZM185 22V21H184ZM52 23H54V22H52ZM52 23H50V24H52ZM73 23V22H72ZM90 23H91V21H90ZM108 23V22H107ZM125 23H127V21L125 22ZM138 23H140V22H138ZM170 23V22H169ZM174 23V22H173ZM187 23H188V21H187ZM186 23V24H187ZM193 23V22H192ZM40 24H42V23H40ZM45 24V23H44ZM44 24H42V25H44ZM80 24V23H79ZM97 24V23H96ZM102 24V23H101ZM101 24H99V25H101ZM131 24H132V22H131ZM154 24V25H153ZM161 24H163V23H161ZM167 24V23H166ZM175 24H176V22H175ZM180 24H183V23H180ZM185 24V25H186ZM189 24V23H188ZM45 25H47V24H45ZM75 25V24H74ZM88 25V24H87ZM86 25V26H87ZM99 25H98V27H99ZM126 25V24H125ZM134 25V24H133ZM137 25V24H136ZM164 25V24H163ZM162 25V26H163ZM171 25H172V23H171ZM50 26V25H49ZM84 26V25H83ZM123 26V25H122ZM143 26V25H142ZM141 26V27H142ZM165 26V25H164ZM177 26V25H176ZM190 26V25H189ZM231 26L233 27V28H231ZM46 28L48 27V26H45ZM52 26H50V28H51ZM88 27H90V25H88ZM93 27V26H92ZM97 27V28H98ZM121 27V26H120ZM133 27V26H132ZM143 27H145V26H143ZM180 27V26H179ZM42 28V27H41ZM49 28V27H48ZM79 28V27H78ZM101 28V27H100ZM130 28V27H129ZM161 28V27H160ZM197 28V27H196ZM54 28H52L51 29V31L53 30ZM68 29V28H67ZM77 29V28H76ZM84 29V28H83ZM109 29V28H108ZM120 29V28H119ZM126 29H128L127 27H126ZM144 29V28H143ZM162 29V28H161ZM169 29V30H168ZM173 29H174V27H173ZM181 29V28H180ZM183 29H185V28H183ZM48 30V29H47ZM46 30V31H47ZM89 30V29H88ZM140 30V29H139ZM138 30V31H139ZM188 30H189V28H188ZM34 31V30H33ZM40 31V30H39ZM75 31V30H74ZM105 31V30H104ZM104 31H103V33H104ZM127 31V30H126ZM131 31H132V29H131ZM163 30H161V32H162ZM181 31V30H180ZM179 31V32H180ZM35 32V31H34ZM42 32V31H41ZM41 32H40V34H41ZM68 32V31H67ZM88 32V31H87ZM100 32V31H99ZM107 32V31H106ZM125 32V31H124ZM172 32V31H171ZM44 33V32H43ZM50 33V32H49ZM54 33V32H53ZM53 33H52V37L51 38H53ZM82 33V32H81ZM85 33V32H84ZM83 33V34H84ZM92 33H94V32H92ZM97 33V32H96ZM96 33H94V34H96ZM116 33V32H115ZM120 33V32H119ZM118 33V34H119ZM175 33V32H174ZM186 33V32H185ZM31 34V33H30ZM34 34V33H33ZM63 34V33H62ZM67 34V33H66ZM109 34V33H108ZM117 34V35H118ZM128 34V33H127ZM131 34H132V32H131ZM134 34V33H133ZM181 34L183 35V33H182V31H181ZM189 34V33H188ZM187 34V35H188ZM5 35V34H4ZM8 35H10V34H8ZM7 35V36H8ZM39 35V34H38ZM41 35H43V34H41ZM49 34H47V36H48ZM55 35V34H54ZM57 35V34H56ZM55 35V36H56ZM68 35V34H67ZM91 35V34H90ZM98 35V34H97ZM120 35V34H119ZM118 35V36H119ZM122 35V37H123V35L124 34H121ZM121 35H120V37H121ZM126 35V34H125ZM129 35V34H128ZM176 35V34H175ZM25 36V35H24ZM28 36H30V35H28ZM33 36V35H32ZM54 36V37H55ZM104 36H105V34H104ZM112 36L113 37H115V35H113L112 34ZM111 36V37H112ZM140 36H142V35H140ZM145 36V35H144ZM9 37V36H8ZM12 37H15V36H12ZM39 37V36H38ZM70 37V36H69ZM77 37H78V35H77ZM85 37V36H84ZM84 37L82 38V39H84ZM98 37V36H97ZM99 37H100V41H101V37L103 38V35L102 34H100L99 35ZM121 37V38H122ZM173 37H174V35H173ZM183 37V36H182ZM2 38V37H1ZM6 38V37H5ZM29 38V37H28ZM40 38V37H39ZM38 38V39H39ZM67 38V37H66ZM70 38H73V39H76V38H74L73 37V35L70 37ZM86 38V37H85ZM116 38V37H115ZM114 38V39H115ZM128 38V37H127ZM185 38V37H184ZM195 38V37H194ZM8 39V38H7ZM12 40H13V38H11ZM25 39H27V38H25ZM37 39V38H36ZM41 39H43L44 40V37L43 38H41ZM40 39V40H41ZM55 39V38H54ZM59 39V38H58ZM61 39H62V37H61ZM73 39H71L72 40V42L74 41ZM81 39V38H80ZM81 39V40H82ZM94 39H95V37H94ZM93 39V40H94ZM97 39V38H96ZM107 39V38H106ZM105 39V40H106ZM118 39V38H117ZM122 39H124V37L122 38ZM126 39V38H125ZM200 39V38H199ZM203 39H204V41H203ZM3 40V39H2ZM10 40V39H9ZM12 40H10V42L12 41ZM19 40V39H18ZM29 40V39H28ZM53 40V39H52ZM63 40V39H62ZM70 40V39H69ZM98 40H99V38H98ZM108 40V39H107ZM116 40V39H115ZM115 40H113V41H115ZM119 40V39H118ZM138 40H139V38H138ZM176 40V39H175ZM174 40V41H175ZM186 40H188V39H186ZM189 40H190V37H189ZM6 41L7 40H5V42H3V43H5L6 44ZM14 41V40H13ZM45 41V40H44ZM44 41H43V43H44ZM84 41H85V39H84ZM147 41V42H148ZM191 41V40H190ZM194 41H195V39H194ZM20 42V41H19ZM32 42H33V40H32ZM40 42V41H39ZM55 42V41H54ZM53 42V43H54ZM71 42V43H72ZM102 42V41H101ZM161 42V43H160ZM180 42L181 41H179V44H180ZM187 42H189V41H187ZM186 42V43H187ZM193 42V41H192ZM2 43V42H1ZM0 43V44H1ZM8 44H6V45H8V47H9V41L7 42ZM12 43V42H11ZM15 43V42H14ZM17 43V42H16ZM26 43V42H25ZM49 43V42H48ZM47 43V44H48ZM56 43H57V41H56ZM60 44H61V41L59 42ZM64 43V42H63ZM66 43V42H65ZM68 43H70L69 41H68ZM74 43V42H73ZM73 43H72V47H75L76 48V46H74L73 45ZM79 43V42H78ZM91 43V42H90ZM93 43V42H92ZM99 43V42H98ZM141 43V42H140ZM191 43V42H190ZM21 44V43H20ZM27 44V43H26ZM76 44V43H75ZM101 44L102 43H100V47L102 48V46H101ZM115 44H119V43H117V41L115 42ZM131 45H132V43H130ZM163 44V43H162ZM6 45H4V46H6ZM14 45H16V44H14ZM40 45V44H39ZM41 45H43V44H41ZM53 45V44H52ZM55 45V44H54ZM58 45V44H57ZM63 45V44H62ZM65 45H67V43L65 44ZM97 45H99V44H97ZM96 45V46H97ZM123 45V44H122ZM128 45V44H127ZM126 44H125V46H127ZM138 45V44H137ZM141 45H143V44H141ZM164 45V44H163ZM174 45V44H173ZM177 45V44H176ZM189 45V44H188ZM17 46V45H16ZM19 46V45H18ZM24 46H25V44H24ZM32 46V45H31ZM45 46V45H44ZM46 46H48V45H46ZM94 46V45H93ZM92 46V48H94ZM115 46V45H114ZM117 46V45H116ZM115 46V47H116ZM144 46V45H143ZM2 47H3V45H2ZM1 47V48H2ZM7 47V46H6ZM13 47V46H12ZM11 47V48H12ZM20 48H22L21 46H19ZM49 47V46H48ZM58 47V46H57ZM63 47H64V45H63ZM70 47H71V45H70ZM79 47V46H78ZM99 47V46H98ZM176 47V46H175ZM187 47V46H186ZM190 47H192V46H190ZM236 47V48H235ZM240 47V46H239ZM241 47H240V49H241ZM28 48V47H27ZM51 48V47H50ZM49 48V49H50ZM54 48H56L55 46L53 47V49ZM61 48H62V46H61ZM60 48V49H61ZM96 48V47H95ZM94 48V49H95ZM103 48H105V47H103ZM122 48V47H121ZM147 48V47H146ZM180 48V47H179ZM10 49V48H9ZM14 49H16V50H14ZM19 50V48H15V47H13V49L12 50H14V52H15V54H16V52H17V55L18 56H20V58L19 57H16V59L17 58H19V59H21L22 60V64H24V66H22V67H24V69H22L21 68V72H18L15 68L18 66H14V64L12 63V66H14V67H12L11 66V69H10V71L7 69V71L6 72H8L7 74H6V72L5 71H3V72H5V74L7 75V79H6V76H5V78H3V76L2 77H0V91L1 92H4V90L2 91V89H6V88H8V90H10L11 92L9 93L8 91H6V93H8V94H11L12 95V97L13 98H11L13 101H14V99H17V100H21V97L23 98V100L26 102V103H24V102H22V100L20 101V104L21 103H24V104H27V102H28V96H29V94H27L28 92H29V90H31L30 89V87H31V84H32V87H33V84H34V82L37 80L38 81V83L37 82H35V84H39V83H41L40 84V86L38 85V87H37V85H36V88L35 89H37L38 90V88L39 87H41V92L42 93H44L45 94V91L44 90H46L45 88H43V90H42V83H43V81L45 82V84L44 85H46V82H47V84H48V80H50L51 81V79L53 78V80L55 79L54 77H55V75L53 76V73L54 72H52L53 70H51V69H47V68H50V67H53V65L51 64V66L50 67H48L47 66V71L45 70V72L43 73V66L44 65H46L45 63H47L46 61H42L41 63H40V61H39V63H37V62H33L32 61V59L30 58V60L31 61H29V60H27L28 58L26 57V59L24 58V56H22L21 57V54L19 55L18 53V50ZM25 49H26V47H25ZM44 49V48H43ZM70 48H68V50H69ZM98 49V48H97ZM100 49V48H99ZM108 49V48H107ZM111 49V48H110ZM116 49H118V46H117V48ZM125 49V48H124ZM128 49H130V47L128 48ZM176 49V48H175ZM27 50V49H26ZM46 50V49H45ZM66 50V49H65ZM80 50V49H79ZM109 50V49H108ZM121 50V49H120ZM133 50H136V49H133ZM149 50V51H150ZM196 50V49H195ZM238 50V49H237ZM7 51H9V50H7ZM22 51H24L25 52V50H22ZM28 51V50H27ZM44 51V50H43ZM47 51H49V50H47ZM51 51V50H50ZM53 51V50H52ZM59 51V50H58ZM61 51H63V50H61ZM77 51H78V49H77ZM91 51H92V49H91ZM102 52L101 53H103V52H105L103 49L101 50ZM118 51V50H117ZM147 51V50H146ZM183 51V50H182ZM184 51H186L185 49H184ZM190 50L188 49V52H189ZM240 51V50H239ZM1 52H3L2 50H1ZM32 52V51H31ZM34 52V51H33ZM32 52V53H33ZM46 51H44V53H45ZM54 52V51H53ZM52 52V53H53ZM67 52V51H66ZM71 52V51H70ZM69 52V53H70ZM86 52V51H85ZM107 52V51H106ZM106 52H105V54H106ZM125 52V51H124ZM135 52V51H134ZM187 52V53H188ZM192 52V51H191ZM238 52V51H237ZM8 53V52H7ZM7 53H6V55H7ZM34 53H36V52H34ZM33 53V54H34ZM44 53H43V55H44ZM49 53V52H48ZM47 53V54H48ZM58 53V52H57ZM59 53H60V51H59ZM94 54V52H91V54ZM116 53V52H115ZM122 53V52H121ZM179 53V52H178ZM183 53V52H182ZM12 54H13V51H12ZM25 54V53H24ZM26 54H30V53H28V52H26ZM37 54V53H36ZM39 54V53H38ZM50 54V53H49ZM113 54H114V52H113ZM118 54V53H117ZM131 54V53H130ZM142 54H143V51H142ZM145 54V53H144ZM143 54V55H144ZM150 54V53H149ZM193 54V53H192ZM198 54V53H197ZM196 54V55H197ZM243 54H245V55H247V52H244ZM5 55V56H6ZM35 55V54H34ZM34 55L32 56V54H30V56L31 57H33L34 58ZM46 55V54H45ZM85 55V54H84ZM140 55V54H139ZM147 55H148V53H147ZM1 56H2V54H1ZM8 56V55H7ZM14 56V55H13ZM51 56V55H50ZM59 56V55H58ZM61 56V55H60ZM63 56H64V52H63ZM74 56V55H73ZM96 56V55H95ZM101 56V55H100ZM108 56V55H107ZM106 55H102L101 57H99V58H94L93 59V57L94 56H92V60L90 61V63L88 64H86V63H83L82 61H76L75 62V65L74 64H72V65H74V66H70L72 69H70V70H72V78L75 80H73L76 84L75 85H77V87H78V89L79 88H81L82 90H84V91H82V93L83 92H85V96L87 95L88 96V103H87V105H88V110H89V112L91 113V119H89V120H91L90 122V137H92V140H94L93 142H97V140H99L100 138H101V140L102 139H105V137L107 136V134L108 133H110L111 135H114V130H111V129H113V126H114V123H115V120H116V118H118L119 117V115L121 114H119V110H118V107L116 106V96H118V93L122 90V88L120 87V86H122V85H119V83L117 82L118 80H121V81H123V80H127L128 79V75H129V73H130V67H129V70H128V73H127V71L125 70V68H122V66H121V61L120 60H122V59H120L121 57H122V55H121V57H120V54H118V55H115L114 54V56H113V58H109V57H107ZM110 56V55H109ZM148 56H150V55H148ZM181 56H184V55H181ZM188 56V55H187ZM238 56V55H237ZM242 56V55H241ZM10 57V56H9ZM35 57H37L36 55H35ZM40 57V56H39ZM38 57V58H39ZM43 57V56H42ZM48 57V56H47ZM54 58L56 57V55L55 56H53ZM69 57V56H68ZM82 57V56H81ZM91 57V56H90ZM136 57H138V56H136ZM144 57V56H143ZM142 57V58H143ZM185 57V56H184ZM192 57V56H191ZM240 57V56H239ZM256 60V63H257V66L256 67H254L253 65H256V64H254L253 63V65L251 64V62H253V58ZM59 58V57H58ZM125 57H123V59H124ZM139 58H140V56H139ZM141 58V59H142ZM146 58V57H145ZM189 58V57H188ZM197 58H198V56H197ZM18 59V60H19ZM37 59V58H36ZM44 59V58H43ZM49 59V58H48ZM57 59V58H56ZM55 59V60H56ZM65 59V58H64ZM79 59V58H78ZM120 59V60H119ZM135 59V58H134ZM134 59H133V61H134ZM196 59V58H195ZM241 59V58H240ZM240 59H239V61H240ZM4 60V59H3ZM5 60H7V59H5ZM12 60V59H11ZM25 60V61H24ZM39 60V59H38ZM54 60V61H55ZM58 60V59H57ZM145 60V59H144ZM143 60V61H144ZM242 60H244V59H242ZM252 60V61H251ZM12 61H14V58H13V60ZM20 61V60H19ZM71 61H75V60H71ZM70 61V62H71ZM129 61V60H128ZM127 60H126V62H128ZM133 61H131V62H133ZM176 61V60H175ZM184 61V60H183ZM186 61V60H185ZM195 61H197V59L195 60ZM226 61H228V62H230L231 63V65L233 66H231L232 68H230V63L228 64V62H227V64L228 65H226L225 66V64H224V62L226 63ZM236 61H238V60H236ZM8 62V61H7ZM10 62V61H9ZM8 62V63H9ZM17 62V61H16ZM25 62V63H24ZM43 62H45L44 63V65H43ZM57 62V61H56ZM65 62V61H64ZM67 62V61H66ZM86 62H88L87 60H86ZM177 62V61H176ZM178 62H179V60H178ZM4 63V62H3ZM8 63H6L7 64V66H8ZM19 62H17V64H18ZM186 63H188V62H186ZM196 63V62H195ZM210 63H213V65L214 64H216L215 66L216 67H214V70H217L216 72H218V74H219V77H217V75H215L214 77L212 76L213 74L211 73V72H213V71H209L208 70V68H210V66L208 67V64L210 65ZM235 63V62H234ZM16 64V63H15ZM20 64V63H19ZM28 64H32V65H28ZM58 64H62V63H60V61H59V63ZM58 64H57V66H58ZM128 64V63H127ZM130 64V63H129ZM133 64V63H132ZM137 64V63H136ZM151 64V63H150ZM178 64V63H177ZM185 64V63H184ZM193 64V63H192ZM3 65V64H2ZM11 65V64H10ZM25 65H28L29 66V69L31 68L30 66H32V72L31 73H29V72H27V71H25V73H24V70H26V68H25ZM64 65H66V64H64ZM143 65H144V63H143ZM148 65V64H147ZM179 65V64H178ZM223 65H224V68H223ZM20 66V67H21ZM63 65H61V67H62ZM137 66V65H136ZM135 66V67H136ZM149 66V65H148ZM171 66V65H170ZM185 66H187V65H185ZM185 66H183L184 68H185ZM191 66V65H190ZM228 66V69L230 68V70H228V71H231V72H228L227 70H224L226 67ZM0 67H1V64H0ZM5 67V66H4ZM3 67V68H4ZM9 67V66H8ZM8 67H6V68H8ZM19 67V66H18ZM55 67V66H54ZM68 67V66H67ZM125 67V66H124ZM152 67V66H151ZM173 67V66H172ZM189 67V66H188ZM196 67V68H197ZM10 68V67H9ZM63 68V67H62ZM127 68V67H126ZM147 68V67H146ZM216 68V69H215ZM45 69V68H44ZM134 69H136V68H134ZM190 69H192V68H190ZM232 69V70H231ZM241 69V68H240ZM260 70V72L258 71L257 72V70ZM3 70H5V69H3ZM18 70H20V68L18 69ZM28 70V69H27ZM61 70V69H60ZM59 70V73L61 72ZM69 70V71H70ZM137 70V69H136ZM195 70V69H194ZM29 71V70H28ZM55 71V70H54ZM98 71H100V73H99V75H101L100 77L98 76V75H96L97 74V72ZM105 71H108V74L110 73V77L108 78V80H107V82H106V84L103 86V85H101V81H102V79L106 76V74H105ZM132 71V70H131ZM173 71V70H172ZM184 71V70H183ZM187 71V70H186ZM62 72H63V70H62ZM61 72V73H62ZM147 72V71H146ZM145 72V73H146ZM189 72H190V70H189ZM196 72V71H195ZM195 72H192L193 74L195 73ZM199 72H198V74H199ZM216 72H213L214 74L216 73ZM237 72V71H236ZM36 73H38L37 75H36ZM56 73V72H55ZM54 73V74H55ZM58 73V72H57ZM170 73V74H169ZM184 73V72H183ZM197 73V72H196ZM240 73H242V72H240ZM0 74H2L1 73V71H0ZM64 74V73H63ZM128 74V75H127ZM144 73H142V75H143ZM173 74V73H172ZM199 74V75H200ZM227 74H226V76H227ZM22 75V76H21ZM59 75L60 74H58V77H59ZM65 75H66V73H65ZM64 75V76H65ZM140 75V74H139ZM183 75V74H182ZM190 75H191V73H190ZM53 76V77H52ZM99 78H98V77ZM131 76V75H130ZM151 76V77H152ZM187 76V75H186ZM195 77H197V75H194ZM23 77V78H22ZM34 77H36L37 79H34V81H33V78ZM52 77V78H51ZM68 77V76H67ZM107 77V76H106ZM136 77V76H135ZM139 77V76H138ZM144 77V76H143ZM185 77V76H184ZM182 78L183 80L185 79V78ZM228 77V76H227ZM227 77H226V80H228L227 79ZM49 78H51V79H49ZM57 78V77H56ZM62 77H60V79H61ZM69 78V77H68ZM130 78V77H129ZM146 78V77H145ZM193 78V79H195V80H191V79ZM189 79L194 83L193 84V86L194 87H196L195 85H196V83L194 82V81H197L196 79L197 78H194L193 77V75L190 77ZM199 78V77H198ZM66 79V78H65ZM70 79V78H69ZM130 79H132V78H130ZM130 79H128V80H130ZM134 79V78H133ZM133 79H132V81H133ZM147 79V78H146ZM56 81H59V78L58 79H55ZM148 80H150V78L148 79ZM187 80H188V77H187ZM224 80V82H225V79H223ZM235 80H237L236 78H235ZM33 81V83H31V84H29V82H32ZM62 81V80H61ZM135 81H137V80H135ZM200 81V82H199ZM219 81V80H218ZM55 82V81H54ZM54 82H53V85H54ZM120 82V81H119ZM128 82V81H127ZM223 81L221 80V85H223L224 86V84L222 83ZM227 82V81H226ZM51 83V82H50ZM56 83V82H55ZM59 83H60V81H59ZM58 83V84H59ZM134 82H132V84H133ZM146 83V82H145ZM145 83H144V85H145ZM185 83H186V81H185ZM199 83H201L200 85H199ZM216 83H217V81H216ZM215 83V84H216ZM35 84H34V87H35ZM123 84V83H122ZM150 84V83H149ZM188 84V83H187ZM190 84V83H189ZM219 85H220V82L218 83ZM30 85V86H29ZM60 85V84H59ZM102 87H101V86ZM185 85V84H184ZM192 85V84H191ZM225 85H227V84H225ZM57 86V85H56ZM133 86V85H132ZM142 86V85H141ZM217 86V85H216ZM239 86V85H238ZM31 87V88H32ZM50 87H52L51 85L48 87V90H49V88ZM71 87H72V85H71ZM152 87H154V86H152ZM187 87V86H186ZM186 87H185V92H184V96H185V101H187V100H189V98H190V94H191V96H192V89H186ZM194 87H193V90H194ZM220 87V86H219ZM219 87H217V88H219ZM222 87V86H221ZM225 87H227V86H225ZM73 88H74V86H73ZM190 88H192V87H190ZM224 88V87H223ZM228 88V87H227ZM34 89V88H33ZM33 89H32V91H33ZM34 89V90H35ZM51 89V88H50ZM53 89H55V91H56V88H54L53 87ZM53 89H51V91L53 90ZM60 89H62V88H60ZM77 88H76V90H78ZM125 89V88H124ZM175 89V88H174ZM173 89V90H174ZM183 89H184V86H183ZM229 89V88H228ZM39 90V91H40ZM74 90V89H73ZM172 90V91H173ZM214 90V89H213ZM216 90V89H215ZM219 90V89H218ZM225 90V89H224ZM36 91V90H35ZM39 91H37L36 93H38ZM50 91V90H49ZM54 91V92H55ZM150 91V90H149ZM195 91V90H194ZM220 91V90H219ZM226 91H227V89H226ZM226 91H223V89H222V91H220V93L218 92V95L216 96V98L218 97V98H222L223 96L222 95H225V92ZM34 92V91H33ZM33 92H30V96L32 97V95H34L35 94V92L33 93ZM53 92V91H52ZM52 92H48V94L49 95H47V94H45V97L41 100V98L43 97V95H41V93L40 94H37V96L38 97H36V99L38 98V100H36V99H34V97L36 96V94L33 96V99L34 100H36V102L38 103V101H40L41 100V105L43 104V106H44V104H47L46 102H48L49 101V103H51V102H53L54 103V105L56 106L57 104H55V102L56 103H58L57 101H60V99H57V97H58V95L56 94V97L54 96V95H50V93L52 94ZM59 92H61V91H59ZM131 92V91H130ZM147 92V91H146ZM180 92H181V90H180ZM183 92V91H182ZM227 92H229V91H227ZM47 93V92H46ZM55 93H57V92H55ZM55 93H53V94H55ZM179 93V92H178ZM196 93V92H195ZM216 93V92H215ZM77 94H78V91H77ZM79 94H81V93H79ZM78 94V95H79ZM84 94V93H83ZM154 94V93H153ZM229 94V93H228ZM240 94V95H241ZM11 95H9V96H11ZM63 95V94H62ZM127 95H128V93H127ZM130 95V94H129ZM147 95V94H146ZM155 95V94H154ZM158 95V94H157ZM179 95V94H178ZM180 95H182V94H180ZM214 95V94H213ZM212 95V98L214 97ZM29 96V97H30ZM42 96V97H41ZM93 98H92V97ZM141 96H142V94H141ZM148 96V95H147ZM5 97V96H4ZM64 97V96H63ZM78 97H80V96H78ZM82 97V96H81ZM170 97V96H169ZM182 97V96H181ZM195 97V96H194ZM227 97V96H226ZM45 98H46V100H45ZM83 98V97H82ZM130 98V97H129ZM211 98V99H212ZM4 98H3V96H2V100H3ZM31 99V98H30ZM81 99V98H80ZM132 99H134V98H132ZM137 99V98H136ZM159 99V98H158ZM169 99V98H168ZM196 99H197V97H196ZM198 99L196 100V101H198ZM210 99V98H209ZM48 100V101H47ZM62 100V99H61ZM122 100V99H121ZM128 100H130V99H128ZM5 101V100H4ZM31 100H29V103L31 104V106H32V108H33V105H32V101L30 102ZM195 101V102H196ZM17 102H19V101H16L15 103H16V105H18L17 104ZM62 102V101H61ZM120 102V101H119ZM122 102V101H121ZM124 102V101H123ZM122 102V103H123ZM126 102V101H125ZM129 101H127V103H128ZM149 102H150V100H149ZM189 101H187L186 102V104H185V117H186V121H187V115H188V113L191 111V106H190V104L188 103ZM191 102V101H190ZM209 102V101H208ZM221 102V101H220ZM3 103V102H2ZM36 103V104H37ZM48 103V104H49ZM52 103V104H53ZM137 103V102H136ZM151 103V102H150ZM149 103V104H150ZM165 103V102H164ZM187 103H188V105H187ZM197 103V102H196ZM211 103V102H210ZM1 104V103H0ZM6 104H8V103H6ZM5 104V105H6ZM29 104V105H30ZM34 104V103H33ZM39 104V103H38ZM52 104H50L52 107H53V105ZM118 104V103H117ZM124 105H122V106H125V103H123ZM134 104V103H133ZM156 104V103H155ZM166 104V103H165ZM198 104V103H197ZM208 104V103H207ZM221 104V103H220ZM4 105V106H5ZM28 105V106H29ZM151 105V104H150ZM158 105V104H157ZM200 105V104H199ZM215 105V104H214ZM213 105V106H214ZM222 105H223V103H222ZM224 105H225V103H224ZM9 106V105H8ZM26 106V105H25ZM24 105H22V107H25ZM27 106V107H28ZM31 106H30V109H32L31 108ZM43 106H42V108H43ZM59 106V105H58ZM118 106H119V104H118ZM128 106H129V104H128ZM141 106V105H140ZM194 106H195V104H194ZM20 107H21V105H20ZM21 107V109H20V113L21 114H24L26 111H28V109H27V107L25 108V109H27L26 111H25V109L24 108H22ZM36 107V106H35ZM131 107V106H130ZM157 107V108H158ZM165 107V106H164ZM163 107V109H165L166 110V108H164ZM171 106L169 105V108H170ZM220 107H221V105H220ZM219 107V108H220ZM228 107V106H227ZM4 108V107H3ZM11 108L13 109V107L11 106ZM18 108H19V106H18ZM44 108H45V106H44ZM43 108V109H44ZM55 108V107H54ZM83 108V107H82ZM86 108V107H85ZM152 108H154V107H152ZM194 108V107H193ZM224 108V107H223ZM229 108V107H228ZM132 109V108H131ZM143 109V108H142ZM222 109V108H221ZM235 109V108H234ZM243 109V108H242ZM44 110H46V109H44ZM122 110V109H121ZM153 110V109H152ZM155 110V109H154ZM194 110V109H193ZM192 110V111H193ZM217 110V109H216ZM228 110V109H227ZM240 110V109H239ZM6 111V110H5ZM10 111V110H9ZM17 111V110H16ZM169 111H171V109L169 110ZM168 111V112H169ZM197 111H198V109H197ZM229 111H231V110H229ZM236 111V110H235ZM235 111H232V112H235ZM43 112V111H42ZM201 112V113H200ZM211 112V111H210ZM216 112V111H215ZM224 112H227V111H224ZM239 112H241V110L239 111ZM238 112V113H239ZM1 113V112H0ZM5 113V112H4ZM17 113V112H16ZM139 113V112H138ZM165 113V112H164ZM194 113V112H193ZM228 113V112H227ZM226 113V114H227ZM237 113V112H236ZM11 114V113H10ZM133 114V113H132ZM166 114V113H165ZM191 114V113H190ZM229 114V113H228ZM227 114V115H228ZM16 115V114H15ZM28 115V114H27ZM32 115V114H31ZM29 116V117H32V116ZM89 115V114H88ZM200 115V116H201ZM232 115V114H231ZM42 116V115H41ZM209 116V115H208ZM233 116V115H232ZM129 117V116H128ZM135 117V116H134ZM166 117V116H165ZM247 117V118H248ZM9 118H10V116H9ZM189 118V117H188ZM230 118V117H229ZM245 118V117H244ZM86 119V118H85ZM163 119V118H162ZM190 119V118H189ZM193 119V118H192ZM227 119V118H226ZM225 119V120H226ZM232 119H234V118H232ZM246 119V118H245ZM32 120V119H31ZM80 120H81V117H80ZM3 121V120H2ZM1 121V122H2ZM16 121V120H15ZM79 121V120H78ZM84 121L85 120H83V123H84ZM121 121V120H120ZM193 121V120H192ZM196 121V120H195ZM229 121V120H228ZM225 122V121H224ZM230 122L232 123V120H230ZM3 123V122H2ZM12 123H13V121H12ZM82 123V124H83ZM87 123V122H86ZM86 123H85V125H86ZM89 123V122H88ZM171 123V122H170ZM188 123V122H187ZM14 124V123H13ZM19 124V123H18ZM135 124V123H134ZM172 124V123H171ZM190 124V123H189ZM188 124V125H189ZM222 124H224V125H222ZM20 125V124H19ZM79 125V124H78ZM109 125V126H108ZM111 125V126H110ZM176 124H174V125H172V128H173V126H175ZM178 125V124H177ZM81 126V125H80ZM121 126H122V124H121ZM167 126V125H166ZM195 126V125H194ZM224 126V127H225ZM20 127V126H19ZM176 127V126H175ZM30 128V127H29ZM85 128V127H84ZM171 128V127H170ZM170 128H169V131H170ZM179 128V127H178ZM190 128V127H189ZM232 128V127H231ZM86 129V128H85ZM131 129V128H130ZM226 129H227V127H226ZM229 129V128H228ZM81 130V129H80ZM166 130H167V128H166ZM166 130H164V131H166ZM230 130V129H229ZM228 130V131H229ZM163 131V130H162ZM175 131H176V129H175ZM221 131V132H220ZM253 131V130H252ZM256 131H258V129L256 130ZM256 131H253L254 132V134H253V136L255 135V132ZM86 132H87V130H86ZM128 132V131H127ZM172 132V131H171ZM174 132V131H173ZM238 132V131H237ZM169 133V132H168ZM225 133V132H224ZM118 134V133H117ZM155 134V133H154ZM172 134V133H171ZM176 134V132H174V135ZM196 134V133H195ZM194 134V135H195ZM229 134H231L230 132H229ZM228 134V135H229ZM232 134H234V132H232ZM86 135V134H85ZM84 135V136H85ZM130 135V134H129ZM166 134H164V136H165ZM227 135V134H226ZM123 136V135H122ZM121 136V137H122ZM131 136V135H130ZM157 136V135H156ZM173 136V135H172ZM190 136V135H189ZM236 136V135H235ZM234 136V137H235ZM238 136V135H237ZM257 136H258V133H257ZM110 137V136H109ZM117 137V136H116ZM175 137V136H174ZM218 137V136H217ZM219 137H221L222 138V141H221V139H220V141H221V145H222V142L223 143H225V141L227 140L228 141V139L227 138H225L226 136L224 135L223 137L222 136H219ZM230 137H232V139H230V141H232L233 139V141H235V139L236 138H234L232 135L230 136ZM118 138V137H117ZM163 139H164V137H162ZM223 138H225L224 140L225 141H223ZM258 138V137H257ZM111 139V138H110ZM114 139V138H113ZM238 139V138H237ZM260 139V138H259ZM177 140V139H176ZM239 140V139H238ZM261 140V139H260ZM77 141V140H76ZM79 141V140H78ZM151 141V140H150ZM149 141V142H150ZM194 141L196 142V143H194ZM219 141V142H220ZM226 141V142H227ZM230 141H228L227 142V144L225 145H222V147H221V145L220 144H217L218 146H220L218 149L216 148V150L217 151H215V152H217V155L219 156V155H221L222 153H220L221 151L223 152V150H225V148H226V146L228 145V143H230L231 144V142ZM232 141V145L230 146V145H228L227 146V148H229L228 150L230 151V149H231V147L233 148L234 146V143L235 142H233ZM262 141V140H261ZM116 142H117V140H116ZM144 142V141H143ZM151 142H153L154 143V140H152ZM163 142V141H162ZM218 142V143H219ZM263 147H264V139H263ZM86 143V142H85ZM104 143V142H103ZM110 143V142H109ZM118 143V142H117ZM120 143H122V142H120ZM119 143V144H120ZM124 143V142H123ZM98 144V143H97ZM116 144V143H115ZM151 144V143H150ZM150 144L148 145V146H150ZM155 144V143H154ZM195 144H197L196 145V147H194V145ZM94 145H96V143H94ZM216 145V146H217ZM248 145H250V144H248ZM247 145V146H248ZM97 146V145H96ZM109 146V145H108ZM112 146V145H111ZM144 146V145H143ZM151 146H152V144H151ZM150 146V147H151ZM212 146V145H211ZM215 146V145H214ZM223 146H225V148L223 147ZM106 147V146H105ZM147 147V146H146ZM145 147V148H146ZM158 147H159V145H158ZM158 147H157V149H158ZM235 147H236V145H235ZM250 147V146H249ZM108 148V147H107ZM106 148V149H107ZM109 148H110V146H109ZM148 148V147H147ZM160 148V147H159ZM162 148V147H161ZM221 148H224V149H221ZM252 148V146L249 148V149H247L248 150V152H249V150L251 151V152H249L248 154H246V155H244V156H242V157H238V158H236V160L234 161V162H232L233 161V159H232V161L231 160H229V162L231 161L232 163H233V165H234V163L236 162V164L234 165V167H235V169L238 171V172H235L234 171V168H233V165H229V162H227L228 164L227 165H229L231 168H232V170L233 171H231L230 172V175L229 176H233V179H234V177L237 175L236 173H238L239 174V176L238 177H235V182H237L236 181V178H239V181H238V183H236L235 185H234V187L232 188V185H233V182L234 181H232V180H229L230 179V177L228 178V177H226L225 175H227V174H229V173H227V174H225V170H223L222 171V173H224V176L229 180V181H232L230 184H232L231 186H230V184H229V186L232 188V195H236V194H238V193H236V191L238 190L239 191V189L241 188V192H240V194L241 193H243V195H245V194H247L248 192L251 194V192L253 193V191H251V189L253 190L254 189V187H253V183H254V181H255V178L256 177H258V175L257 174H259L258 173V168H259V165H258V161H257V157H256V154H255V151L254 152H252L253 151V149H251ZM106 149H105V151H106ZM115 150V149H114ZM160 150V149H159ZM202 150V151H203ZM204 150V151H205ZM228 150H227V152H228ZM148 151V150H147ZM167 151H165V152H167ZM169 151H170V149H169ZM197 151H193V152H196V153H194V156L197 154ZM202 151H200V153H199V151H198V153H199V156L198 155H196V156H198V159H199V157H201L202 156ZM203 151V152H204ZM244 151V150H243ZM205 153V152H204ZM226 152L224 151L223 152V154H225ZM150 154V153H149ZM163 154V153H162ZM169 154V153H168ZM171 154V153H170ZM177 154V155H176ZM193 154V153H192ZM210 154V152L208 153L207 152V155H209ZM213 154V153H212ZM221 155L220 157L221 158H224L225 157V155ZM106 155V154H105ZM108 155V154H107ZM166 155H167V153H166ZM201 155V156H200ZM203 155H205L204 156V158L203 159H200L201 161H203V160H206V157L208 158L209 156H206V154H203ZM195 156V157H196ZM210 156H211V154H210ZM222 156H224V157H222ZM169 157H170V155H169ZM195 157H192V158H194V159H196ZM203 157V156H202ZM201 157V158H202ZM212 157V156H211ZM219 157V158H220ZM75 158V157H74ZM73 158V159H74ZM167 158V157H166ZM191 158V159H192ZM148 159V158H147ZM171 159V158H170ZM194 159H192V160H194ZM209 159H210V157H209ZM209 159H207L208 161H209ZM234 159H235V157H234ZM167 160V159H166ZM200 160H198L199 161V163H200ZM206 160V161H207ZM220 160V159H219ZM222 160V159H221ZM186 161V162H185ZM194 161H196V162H198L197 161V159L196 160H194ZM210 161H212V159L210 160ZM210 161L209 162H207V164H209L210 163ZM166 162V161H165ZM171 162V160L169 161V162H167V163H169L168 165L169 166H171L172 167V162ZM230 162V164H232ZM203 164H201L200 165V167L198 166V168H201V169H203L201 166L203 165L204 166V164H205V162L203 161L202 162ZM212 163V162H211ZM215 163V161H214V159H213V164ZM184 164V165H183ZM193 164H195V163H193ZM207 164H205V166L207 165ZM212 164V167L214 166ZM13 165V167L15 166L14 165V163L12 164ZM175 165V164H174ZM174 165H173V167H174ZM177 165V164H176ZM199 165V164H198ZM194 166L195 165H193V167L192 168H194ZM210 166H211V164H210ZM228 166V167H229ZM17 166H15V168H16ZM180 167V168H181ZM197 167V166H196ZM225 167H226V165H225ZM177 168V167H176ZM179 167L177 168V169H175V170H177V172L179 171V169H180ZM198 168H196L194 171H192V172H197V170H198ZM205 168V167H204ZM17 170H18V168H16ZM207 169V168H206ZM260 169V168H259ZM6 170V169H5ZM13 170V169H12ZM172 171H174V169L172 168L171 169ZM228 171H229V168L227 169ZM226 170V171H227ZM159 171V170H158ZM164 171V170H163ZM163 171H162V173H163ZM188 171H189V169H188ZM203 171V170H202ZM227 171V172H228ZM8 172H9V170H8ZM166 172V171H165ZM165 172H164V174L163 175H160L159 177H160V180L161 179H164V181L166 180L167 181V183L169 184L170 183V185H171V183L173 184V182L170 180L169 182H168V180H169V178L168 177H166V175H165ZM175 172V171H174ZM177 172H175V173H177ZM200 172V171H199ZM220 173H221V171H219ZM260 172V171H259ZM10 173V172H9ZM20 173V172H19ZM158 173V172H157ZM169 173V172H168ZM188 173H190L191 174V172L189 171ZM221 173V174H222ZM13 174V173H12ZM17 174V173H16ZM178 174V173H177ZM219 174V173H218ZM235 174V175H234ZM7 175V174H6ZM152 175V174H151ZM10 176H11V174H10ZM168 176V175H167ZM173 176V175H172ZM220 176V175H219ZM8 177H9V175H8ZM13 177V176H12ZM11 177V178H12ZM17 177V176H16ZM100 177V176H99ZM166 177V178H165ZM218 178H220V177H218ZM221 178L222 179H225L224 177H222L221 176ZM220 178V182L221 183H216V186H215V188H214V186L213 185H210V187L212 186L213 187V190H211V191H209V186H208V189H207V199H209V197L211 198V197H214V201H215V199H218V198H220L223 194H221V195H219L220 194V192H219V189L221 190V187L222 186H220L223 182H224V180H222ZM14 179H16V178H14ZM156 179V178H155ZM217 179V178H216ZM227 179H225V182L226 181H228ZM232 179V178H231ZM19 181H20V179H18ZM109 180H111V179H109ZM157 180H159V178H157ZM157 180H156V182H155V185L156 184H158V182H157ZM159 180V181H160ZM108 181V180H107ZM116 181V180H115ZM166 181H165V184H167L166 183ZM214 181V180H213ZM218 181H219V179H218ZM223 181V182H222ZM228 181V182H229ZM162 181H160V183H161ZM109 183V182H108ZM118 183V182H117ZM112 183H110V185H111ZM119 184V183H118ZM167 184V185H168ZM215 184V183H214ZM226 185H227V183H225ZM102 185V184H101ZM152 185V184H151ZM154 185V186H155ZM163 184H161V186H162ZM166 185V186H167ZM223 185V184H222ZM158 186V185H157ZM156 186V187H157ZM159 186H160V184H159ZM165 186V187H166ZM228 186V185H227ZM116 187H117V185H116ZM153 187V186H152ZM172 187V185L171 186H167V188L169 189V188H171ZM207 187V186H206ZM211 187V188H212ZM108 188V187H107ZM146 188V187H145ZM210 188V189H211ZM117 189H119V188H117ZM151 189V188H150ZM148 190L147 192H148V195H149V198L150 197H152L153 195H151V193L149 194V191H151V190ZM153 189V188H152ZM157 189H159L160 190V187L159 188H157ZM230 189V188H229ZM204 190H205V188H204ZM203 190V191H204ZM216 190V191H215ZM113 191V190H112ZM118 191V190H117ZM154 192H155V194H156V191H155V188H154V190H153ZM209 191V192H208ZM223 191L225 192V188L223 189ZM229 191V190H228ZM113 192H115V191H113ZM146 192V191H145ZM154 192L152 193V194H154ZM158 193H159V191H157ZM160 192H162L161 190H160ZM215 192H217V193H219V194H217V193H215ZM222 192V191H221ZM144 193V192H143ZM226 193V192H225ZM236 193V194H235ZM249 193H248V196H249ZM214 194V195H213ZM238 195V197H240L241 195ZM116 195V194H115ZM151 195V196H150ZM133 196V195H132ZM230 196V195H229ZM228 196V197H229ZM247 196V197H248ZM119 197V196H118ZM143 197V196H142ZM155 197V195L152 197V198H154ZM200 197H201V195H200ZM224 197V198H223ZM233 198H235L234 196H232ZM242 197V196H241ZM246 197V198H247ZM251 197V196H250ZM264 197V196H263ZM115 198V197H114ZM113 198V199H114ZM132 198V197H131ZM152 198H150V199H152ZM232 198V199H233ZM243 198V199H242ZM241 199H242V201L243 200H245V204H246V202L248 201V199H244V196L242 197ZM121 199H123V198H121ZM125 199V198H124ZM229 199L231 200V202H229V205H228V203H226V204H224V202H225V200H228V198L224 195V196H222L221 197V201L219 202V203H221L219 206H215V208H218V211H214L215 212V214L213 213L212 215H213V227H214V230H216V231H214L213 229V232H214V234L215 233H217L218 232V237L216 238V235L214 236L217 240H218V238H223V237H225V240L227 239V238H229L230 237V235L228 234V236L226 237V235H227V233L229 232V230L231 229H229V227H228V231L226 232L225 230H227V227H224L222 230H221V232L219 233V228H221L222 227V224H223V222H227V221H225V218H227V217H229L227 214H229V213H227V210H228V212H229V210H230V213H233L234 214V212L236 211L235 210V206H234V202H235V199H231V196L229 197ZM237 199V198H236ZM111 200V199H110ZM146 200V199H145ZM180 200H183V199H180ZM187 200V199H186ZM210 201H212V202H214L213 201V198H212V200L211 199H209ZM119 201V200H118ZM121 201V200H120ZM204 201V200H203ZM209 201V202H210ZM224 201V202H223ZM233 201V202H232ZM242 201L240 200V204L242 203ZM250 201V200H249ZM104 202V201H103ZM102 202V203H103ZM114 202H115V199H114ZM122 202H124V201H122ZM174 202V201H173ZM172 202V203H173ZM178 202V204H177V206H179V208H180V205H182L183 206V203L186 205L187 203H190L189 201L188 202H180V201H176V199H175V204ZM195 202V201H194ZM211 202V203H212ZM237 203L239 202V200L237 199V201H236ZM111 203H112V200H111ZM118 203V202H117ZM179 203H182V204H180L179 205ZM199 203V202H198ZM204 203V202H203ZM230 203H233L232 205L234 206V209H233V206H232V212H231V208L230 209H227V207H225L224 209H223V205L224 206H226V205H228L229 207L231 206V204ZM107 204V203H106ZM116 204V203H115ZM121 204H123V203H121ZM175 204H174V207L172 208V207H169L168 205H167V207H166V209H164L165 211H163V214H162V218H161V220L159 221V219H158V216H157V218L155 219V218H153L154 216L152 215V218L153 219H155V220H157L158 219V221H159V223H158V228L157 229H159V224H160V231L158 232V233H156V230H155V233H156V235L157 236H161V238H158L157 236H156V238H157V240L159 241H156V242H158V243H156V244H158V246H156L155 244H154V242L153 243H151L150 245H153L154 244V247L156 246V247H159V245L162 247V251H160V253H162L161 254V256H159V254L157 253L156 254V252H158V250L159 249H161V247L158 249V250H156V252L154 251V249H151L152 247L150 246L149 247V250H151L150 252L153 254H151L150 252H148L149 254H148V257H146L147 259H144V260H148L149 259V262L147 261V264H150L151 263V260H153L154 262V264H160L161 263V261H163V263L164 264H189V259L191 258V257H193V256H199L200 254H198V251H200V250H198L197 251V253H195L196 251L195 250H197V246H200L199 244H201V243H204V239L205 240H207L205 237H203L202 235H198L199 233H197V232H199V229L195 232L194 230L195 229H197V228H195V229H193V227L191 228L190 227V222H188V221H190L189 219H190V217H189V219L187 218L188 217V210H187V208H185L186 206H189V205H192V204H189V205H184L183 207V210H182V212H175V210H176V208H175ZM208 204H210V203H208ZM208 204H207V207H208ZM213 204V203H212ZM239 204V203H238ZM248 204H249V202H248ZM248 204H247V207H248ZM103 205V204H102ZM120 205V204H119ZM124 205V204H123ZM129 205V204H128ZM216 205H218V203H217V201H216ZM118 206V205H117ZM120 206H122V205H120ZM213 206V205H212ZM38 207V206H37ZM103 207H105L104 205H103ZM246 206L244 205V208H245ZM250 207V206H249ZM248 207V208H249ZM40 208V207H39ZM39 208H35V209H33V211H28L27 210V212L28 213H30V212H32V214H33V212L37 215L38 213L37 212H39L40 210H39ZM115 208V210H117L116 209V207H114ZM124 208H125V206H124ZM182 208V207H181ZM199 208V207H198ZM203 208V207H202ZM210 208H212V207H210ZM214 208V209H215ZM242 208V207H241ZM106 211L108 210V208L106 209V208H104ZM112 209H113V207H112ZM197 209V208H196ZM213 209V208H212ZM247 209V208H246ZM246 209H245V212H246ZM31 210H32V208H31ZM39 210V211H38ZM123 210V209H122ZM181 210V209H180ZM235 210V211H234ZM43 211V210H42ZM109 211V210H108ZM112 211H114V210H112ZM120 211V210H119ZM198 211V210H197ZM27 212H25L24 214H26ZM116 212V211H115ZM173 212H175V213H177V215H175V213H174V215H175V217L172 215V213ZM209 212H211L212 213V210H209ZM225 212H226V214H225ZM39 213H41V212H39ZM60 213V212H59ZM104 213V212H103ZM109 213V212H108ZM114 213V212H113ZM31 214V215H32ZM35 214H33L34 216H35ZM56 215L58 214L57 212L55 213ZM118 214V213H117ZM199 214V213H198ZM203 214V213H202ZM238 214V213H237ZM30 214H28V216H29ZM40 216H42V214H39ZM120 215V214H119ZM211 214L209 213V216H210ZM226 215V216H225ZM27 216V217H28ZM34 216H31V217H34ZM39 216V217H40ZM123 216H124V214H123ZM189 216H190V214H189ZM206 216H208L207 214L206 215H204V216H202L201 215V218L203 219V217L205 218ZM23 218L25 217V215L24 216H22ZM37 217V216H36ZM38 217V218H39ZM149 217V216H148ZM192 217V216H191ZM193 217H194V215H193ZM200 217V216H199ZM211 217V216H210ZM210 217H208V219H207V221L208 220H210ZM225 217V218H224ZM61 218V217H60ZM121 218H123L122 216H121ZM120 217H118V221L117 222H121V220L123 221V219H121ZM126 218V217H125ZM152 218H149V219H147L146 221H144V223L142 224V225H139L138 227H137V225H136V227H135V229L133 230V231H131V233L129 234V233H127V232H123V233H121L122 232V230H121V232H120V226L118 225V223L116 224V225H114L115 226V229H113L114 231V234H113V238L110 240V242H108L109 244L107 245V248L105 249V255H104V257H103V259H101V264H115V262L117 261V259H118V264H133L134 262H136V264H141V262H140V258H141V256L138 258V257H134V259H133V257H132V255H139V252L141 251V253H142V251H143V248L142 247H140V248H142V249H139V252H137V250H138V247H137V250H136V253L135 254H131V252H133L134 253V250H133V247H132V250H130V248L131 247H127V243L130 245L131 243L133 244V242L134 241H136L135 239H136V237L137 238H139L140 236L139 235H141V234H143V237H145V236H150V235H152V233H150V232H152L151 230H153V235L155 234L154 233V229H156V228H154L155 226H157V224H155L156 222L152 219ZM160 218V217H159ZM56 219V218H55ZM117 219V218H116ZM121 219V220H120ZM127 219V218H126ZM126 219H124V220H126ZM192 219V218H191ZM195 219V218H194ZM194 219H192V220H194ZM199 219V218H198ZM211 219H212V217H211ZM155 222V223H153V221ZM201 220V219H200ZM199 220V222H202V220L200 221ZM205 220V219H204ZM226 220H228V219H226ZM195 221V220H194ZM206 221V222H207ZM229 221V220H228ZM237 221V220H236ZM115 222V221H114ZM113 222V223H114ZM139 222V221H138ZM192 222V221H191ZM238 222V221H237ZM236 222V223H237ZM116 223V222H115ZM122 223V222H121ZM121 223H119V224H121ZM195 223V222H194ZM197 224H198V222H196ZM209 223V222H208ZM102 224H103V222H102ZM102 224H101V226H102ZM105 224V223H104ZM154 224H155V226H154ZM200 224V223H199ZM204 224H205V222H204ZM225 224V223H224ZM223 224V226H226V225H224ZM151 225V227H149ZM152 225L154 226V227H152ZM201 225H203V224H201ZM201 225H199L198 226V228L201 226ZM234 225V224H233ZM236 225H238V224H236ZM236 225H235V227H236ZM105 226V227H104ZM103 227L106 229V230H108V231H110L109 229H108V226L107 225H104ZM113 226V227H114ZM194 226V225H193ZM204 226V225H203ZM206 226L208 227V225H207V223H206V225H205V230L207 231L208 229H206ZM221 226V227H220ZM228 226V225H227ZM260 226V225H259ZM102 227V229H104ZM148 227L150 228V229H148ZM202 227V226H201ZM212 227V228H213ZM233 227V226H232ZM234 227V228H235ZM262 227V226H261ZM110 228H111V226H110ZM152 228H154V229H152ZM238 228V227H237ZM133 229V228H132ZM233 229V228H232ZM231 229V230H232ZM240 229V228H239ZM260 229V228H259ZM106 230H102V231H104L105 232V234H107L108 235V233H106ZM150 230V234H147V235H145L148 231ZM202 231H204V230H202ZM262 231V230H261ZM263 231H264V228H263ZM261 232V234H263L264 232ZM111 232V231H110ZM130 232V231H129ZM201 232V231H200ZM208 232H209V230H208ZM212 231H211V234L213 233ZM236 232V231H235ZM238 232V231H237ZM240 232V231H239ZM145 233V234H144ZM232 233V232H231ZM259 233V232H258ZM104 234V233H103ZM104 234V239H106L105 238V235ZM208 234H210V232L208 233ZM210 234V235H211ZM213 234V235H214ZM239 234V233H238ZM152 235V236H153ZM207 235V234H206ZM148 236V237H149ZM155 237V236H154ZM162 237H163V239H162ZM213 237V236H212ZM257 237H258V235H257ZM262 237V235L260 236V238ZM232 238V237H231ZM263 238V237H262ZM103 239V240H104ZM149 239H151V237L149 238ZM149 239H147V238H145V242H143V243H146V245H147V240L149 241ZM159 239H162V240H159ZM208 239H209V244H210V241H212L213 242V239L212 238H209L208 237ZM211 239V240H210ZM215 239V240H216ZM224 239V238H223ZM129 240H131V241H129ZM133 240V241H132ZM144 240V239H143ZM216 240V241H217ZM220 240V239H219ZM219 240L217 241V242H219ZM224 240V241H225ZM230 240V239H229ZM233 239H231V241H232ZM262 241H264L263 239H261ZM128 241V242H127ZM160 241H162L161 243H160ZM220 241H222L223 242V240L221 239ZM230 241V242H231ZM258 241V240H257ZM261 241V242H262ZM105 242V241H104ZM141 242H142V240H141ZM140 242V243H141ZM211 242V243H212ZM215 242V241H214ZM212 243V244H215V243ZM221 242V243H222ZM228 242V241H227ZM136 242H134V244H133V246L135 247V244ZM139 243V245L138 246H145V244L144 245H142V243L140 244ZM148 243H150V242H148ZM205 243H206V241H205ZM204 243V244H205ZM224 243V242H223ZM258 243V242H257ZM126 244V245H125ZM207 244V243H206ZM258 244H261V243H258ZM203 245V244H202ZM206 246V245H205ZM205 246H203V247H201L202 248V251L203 250H205V249H207ZM209 245H207V247H208ZM211 246V245H210ZM221 246H223V245H221ZM229 246H231V245H229ZM262 246V245H261ZM263 246H264V244H263ZM262 246V247H263ZM136 247H135V249H136ZM146 247V246H145ZM205 247V248H204ZM219 247H220V244H219ZM124 248H129V253L128 254H126V251H124L125 252V255H124V252H123V250H124ZM214 248V247H213ZM218 248V247H217ZM217 248H215V249H217ZM223 248V247H222ZM144 249H146V248H144ZM147 249H148V247H147ZM146 249V250H147ZM262 249V248H261ZM146 250H144V251H146ZM149 250H147V251H149ZM153 250V251H152ZM213 251H216V250H214V249H212ZM219 250V249H218ZM263 250H264V248H263ZM131 251V252H130ZM143 251V252H144ZM206 251V250H205ZM220 251V250H219ZM153 252H155V253H153ZM201 252V251H200ZM199 252V253H200ZM218 252V251H217ZM221 252V251H220ZM194 253H195V255H194ZM219 253V252H218ZM143 254V253H142ZM141 254V255H142ZM151 254V255H150ZM154 254H156V256L154 255ZM197 254V255H196ZM259 254H260V252H259ZM262 254V253H261ZM261 254L260 255H258V256H261ZM264 254V253H263ZM150 255V256H149ZM213 255L215 256V253H213ZM220 255V254H219ZM197 256V257H198ZM203 256V255H202ZM231 256H232V254H231ZM10 257H12V256H9V259H10ZM156 257V260L154 259ZM199 257H201V256H199ZM233 257V256H232ZM232 257H231V259H232ZM262 257V256H261ZM13 258V257H12ZM15 258V257H14ZM135 258L138 260H136V261H134L135 260ZM143 258V257H142ZM141 258V259H142ZM216 258V257H215ZM262 258H264V257H262ZM8 259V258H7ZM192 259V258H191ZM194 259H195V257H194ZM197 260L199 259V260H201L200 258H196ZM195 259V260H196ZM18 260H20V262L19 261H17L16 259H10V262L12 263V264H24V263H22V262H24V261H22L21 262V260L22 259H18ZM224 260V259H223ZM228 260V259H227ZM230 260V259H229ZM263 260V259H262ZM2 261V260H1ZM7 261H9V260H7ZM6 261V262H7ZM5 262V261H4ZM139 262V263H138ZM195 262V261H194ZM192 263V264H195V263ZM198 262V261H197ZM213 262V261H212ZM224 262V261H223ZM229 261H227V262H225V264H227ZM10 263V264H11ZM39 263V262H38ZM231 263V262H230ZM6 264V263H5ZM7 264H9L8 262H7ZM25 264H26V261H25ZM29 264H31V263H29ZM41 264V263H40ZM146 264V263H145ZM222 264H224V263H222ZM229 264V263H228Z\"/></svg>",
	"mask_w": 264,
	"mask_h": 264
}]
</instances>
